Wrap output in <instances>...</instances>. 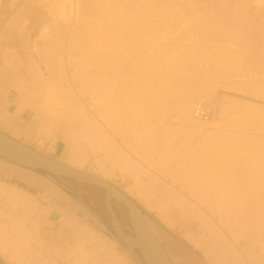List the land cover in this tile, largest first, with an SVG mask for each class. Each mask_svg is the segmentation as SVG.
<instances>
[{
  "label": "bare ground",
  "instance_id": "6f19581e",
  "mask_svg": "<svg viewBox=\"0 0 264 264\" xmlns=\"http://www.w3.org/2000/svg\"><path fill=\"white\" fill-rule=\"evenodd\" d=\"M132 0H130V2H131ZM135 1V0H134ZM154 1H156V0H153V2H152V0H151V2H150V0L149 1H147V2H145V0H144V2L143 3H145V6H144V4L142 3V1H140L139 0V2H141L140 4H143V7H141V6H139V5H137V6H139V7H137L136 5V7L135 6H133L132 4H129L130 2H128V0H127V2H128V4H127V2L125 1V0H68V1H66L63 5H62V7H61V9H60V11H61V15H60V17L62 18V20H66V18L64 19V16L65 17H67V21H68V23H67V28L66 27H64L63 26V29H61L62 31H64L63 33V35L62 34H59V36H61V41L59 42V37L57 38V43L59 42L60 44L55 48V50H53L54 48H53V43L51 42V41H53L56 37H54V39L53 40H51L50 41V39H49V41H48V39L47 38H50V36H52V34L53 35H56L55 33H54V31H53V33H52V29H51V25H45L43 28H42V30L40 31L41 32V34L37 37V39L36 40H34L35 42H37V44H36V47L37 48H39L38 50H36V53H37V51H39L40 49L43 51V55H44V57H46L45 59H47V56L49 55V56H51L52 55V53H57V55H58V52H60L59 54H60V58L58 57L57 59H59V60H57L58 62H55V63H53V60H52V63L50 62V64H48L47 66H46V70H47V72H48V75L46 76V78H44V76H43V74L40 72V70H39V72L38 73H35L34 74V72L32 71V75L31 76H34L35 75V80L36 79H38L39 80V85L43 88L42 89V91L40 90V92H38L35 88H32V89H30L31 88V85H30V88H28L27 86V79H29V77H30V75L26 78V80H24V82L22 83V86L21 87H19L17 90H18V95H19V97H20V99H21V102H22V104H24V106H26V107H32V106H35L36 105V107H38V110H39V112H41L42 113V116L44 115V116H46V119H43V117L41 118L40 116L34 121V123L36 122V124L35 125H37L38 123L40 124L41 123V121H43V120H45V121H48V125H49V127H48V129H47V132H49L50 134H55V137L53 138V140H52V143H54L55 141H57V142H59L60 143V145H65V149L67 148L68 150H70L69 152H70V159H69V161H70V163L68 164L69 166H71V167H74V168H76V169H79V170H82L83 169V167H84V165L88 162V160L89 159H93V164L95 165V172H98L99 174H101L102 175V177H112V176H115L114 175V173H113V170H114V168H106L107 166H106V164L103 162L104 160H105V162L107 161V162H114L115 164V166L116 167H120V169L121 170H125V171H128V173L130 172L132 175H133V177H132V175L129 173V175H131V177L135 180V185L133 186V187H131L133 190H135L136 191V193H138V197H140L139 199H137V200H141L144 204H145V207H147L148 208V210H150V211H152V212H155L156 214H157V216L159 217V218H161V220H163V221H165L167 224H169V226L168 227H170L171 226V224H174L175 222H174V219H172V217H171V215L173 214H171V213H169L170 211H172L173 209L172 208H177V209H179L178 208V206H180V207H183V206H187V202H186V200L184 199V198H182L181 197V195H179L178 193L177 194H175L173 191H171L170 189L171 188H167L168 190V192H165L164 193V190L166 191V189L164 188V186H161V184H163L162 182H159L160 180H158V183H156L157 181V178H156V180H155V183H151V184H148V186L147 185H145V184H143V181L141 180V178L139 179L138 178V176H139V174H141V173H137V168L134 166V163L132 162L133 160L131 159L132 157H129L130 155L128 154H126L125 152H124V150L119 146V144L118 145H115L116 144V142H114V141H112V140H109V138H108V136H106L105 134L107 133L105 130V132H103V134L106 136V140H105V138H103V139H99L98 137H97V133H96V135H95V133H94V135H93V133H92V136H91V138H90V136H88V134L89 135H91V128L89 129V127L92 125L93 127H96V128H98L99 130H101L102 131V129L104 128V129H107V120L104 118V116L103 115H107L108 114V116H109V114L110 113H115L116 111H117V105H124L126 102H128V100L130 99V94L131 93H133V92H137L138 94L137 95H139V93H140V95L142 96V97H139V98H137L136 100V103H137V107H139V106H141V107H143L144 108V110H145V112L147 113L148 111H149V108H150V106H151V104L152 103H154L152 106H154L155 105V102L153 101V100H151V95H152V99H153V95H155V96H157V98H156V100H158V101H160V98L161 99H164V98H162V96H166L167 95V97L168 98H166L167 100L170 98V96H171V98H173L175 95H173V94H171V93H176V90H174L176 87H174V86H176L177 84L179 85L180 84V81L178 80V76L180 77L181 75H183V76H181V78H183V79H185V74H187V76H191V79L189 80V79H186V82H187V84H186V82L184 83L183 81L184 80H182L181 78V81L183 82V85L184 84H186V85H188L187 87H191V88H187L186 90L184 89V87L182 86L181 87V85H182V82H181V84H180V87H181V89H180V87L177 85V87L179 88V89H177V90H179V91H177V95L174 97V98H176L178 95H183L184 94V92H187V95H186V93L183 95V96H189L190 98H188V97H186V99L187 100H190L189 102H187L184 98L185 97H181V95L179 96L180 98H183V99H179V102H181L182 100V103L183 102H185V104H187V105H185L184 106V104L183 105H181L180 103H177L176 102V100H175V102L177 103V105L179 106H177L176 105V107H178V108H176L175 106H174V108L172 107V109L174 110H176L177 112H178V117H180L179 119H181V118H186V117H189L190 116V110H191V108H192V106H193V101L195 100V99H198V100H203V99H206L207 97H208V91H206L207 89H208V86H209V84H208V86H207V89L205 90V88H204V86L203 85H205V84H203V82L204 81H214L216 84H219L221 81H223V78L224 79H226L225 77L227 76H232V78H239V79H241V82H239L238 83V81H236L235 82V80H234V84H231V87H232V89L233 90H235V89H237V90H239V89H241V88H245L246 90H244L245 92L244 93H246V95L248 94V95H251V96H254V97H257V98H259L260 99V97L261 98H264V80H262L261 81V79L260 78H262V79H264V72H261V70H260V72H258V73H262V77H261V75H260V78H257V77H259V76H257V73H256V71L254 70L255 68H257V66H261V68H264V50H262V49H264V47H262L261 45H264V42H262L261 43V41L259 40H257V38H264V36H259L258 34L260 33V32H250V34L252 33V34H256L255 36L254 35H252V36H254V37H252V36H249V31H252V30H254V28L253 27H255V25H254V23H252L251 24V20L249 19V16L248 15H250V14H248L247 15V13L249 12V10H251V7H250V4H247V5H249V7H247V9H248V12L245 10L246 8L244 7H242V6H247L246 4H244L245 2H247V3H250V2H248L249 0H243V1H245V2H242L243 4L242 5H240L239 6V8H236V10H234V5H233V7L232 6H230L231 4H232V2H231V4H230V2L228 1V4H229V7H227V3L225 2V5H223V3L222 2H217L218 3V5H217V3L216 2H212L211 3V5L213 4L214 6H212V11H210V7L211 6H209V11H210V13L209 12H207L206 10H205V7H204V4L206 3L205 2V0H204V4H203V6L201 5V7H203L202 9L204 10V11H206L207 13H203V12H200V13H203L202 15H204V16H202V15H199L200 16V18L202 19V18H205V19H207L208 18V20H207V22H206V20L204 21V24L202 23V21L204 20V19H202V21H200V22H197V21H199L200 20V18H196V17H194L195 19H197L196 21H194V19H192L193 17H191L192 16V13L193 12H195V11H197L198 13H193L194 14V16L197 14H199V11L198 10H200V6H198L197 7V5L195 4L196 2H198V0H196V2L194 3V5H193V2H190V4H192V7L191 8H196V9H198V10H195V8H194V10H193V12L191 11V8L190 7H188V6H190V5H188L187 6V8H183L184 6H186V4L183 6V3L186 1V2H188V0H183L184 2L181 4L180 3V0H178V2H179V4H181L182 5V7L181 6H179V5H177L178 4V2H175V4H174V0H172V1H168V3H171V5L172 4H174L176 7L178 6V7H181L182 9H180V10H178L176 7L175 8H173V6L174 5H172V8H173V10L175 9L176 11H175V13L176 14H178V12L180 11L181 12V10L183 11V10H185L183 13L186 15H188V14H190V18L192 19V21H194V22H192V24H191V22L189 21V15L187 16L186 15V24H188V21L190 22L188 25L190 26V27H187V25L186 26H184V24H182L183 22L181 21V20H184L183 18H185L184 16V14L181 12V15H182V17L183 18H178V19H181L180 21H181V23H179V20L177 21L175 18H177L178 16L176 15V16H174V15H172V13L171 12H173V10L171 11V9L172 8H170L169 7V12L171 13V15H170V13H168V10H166V7H165V9H162V8H164V6H165V4L164 3H166V5H167V2H162L161 0H159L160 1V3L162 2L163 4H164V6H160L161 7V11H163L162 13L164 14L162 17H166V14H169L167 17H171V19L170 20H172V18L174 19L173 21H172V24L174 23V21H176L174 24H176V25H178V27L177 26H170L171 27V29L173 30V28H174V30H173V34H172V30L170 29V27H169V30H171L170 32L171 33H167V29H168V26H167V29H166V31H164V27L166 28V24H167V22H165L166 24L164 25V27H163V29H161L162 28V24L163 23H161V21L163 22L164 21V19L163 20H161L162 19V17H161V21H160V24H161V27H157V25L159 26V24L157 23V22H155V21H158L157 19H158V17H156L155 15L156 14H158V13H160L161 11H159L158 13H157V11L159 10V9H157L156 7V5L154 4ZM176 1V0H175ZM182 1V0H181ZM203 1V0H202ZM201 1V2H202ZM215 1V0H214ZM223 1V0H222ZM226 1V0H225ZM252 1V0H251ZM255 1V0H254ZM258 1V0H257ZM136 2H138V1H136ZM135 2V3H136ZM148 2H150V4L148 3ZM199 2H200V0H199ZM148 3V4H147ZM151 3H153L155 6H153V7H155L156 8V10L157 11H155L154 12V15H148L147 14V11L150 9L149 7H150V5H151ZM156 4H157V1L155 2ZM159 3V4H160ZM161 3V4H162ZM203 3V2H202ZM215 3H216V5H215ZM220 3H222V5L223 6H221L220 5ZM134 4V3H133ZM138 4V3H137ZM152 4V5H153ZM162 4V5H163ZM227 4V5H226ZM253 4V3H252ZM146 5H149L148 6V10L146 9ZM196 5V6H195ZM206 5V4H205ZM210 5V4H209ZM167 6H170V5H167ZM194 6V7H193ZM216 6V8H214ZM237 6V5H236ZM152 7V6H151ZM152 7V8H153ZM200 7V8H199ZM206 7H207V9H208V6L206 5ZM226 7V8H225ZM138 8H140V9H138ZM142 8H143V10L145 9L146 10V12H144V13H142V15H140L139 14V16L136 14V12H138V10L139 11H142ZM168 8V7H167ZM188 8H190V10L188 9ZM230 8H233L232 10H230ZM253 8V7H252ZM138 9V10H137ZM202 9H201V11H202ZM239 9H243V11L245 12V13H240L239 14V12H238V14H237V11H239ZM154 10V9H153ZM178 10V11H177ZM231 11H235V13H232ZM254 11V10H253ZM149 12L151 13V12H153L152 10L150 11L149 10ZM148 12V13H149ZM255 12V11H254ZM140 13V12H139ZM156 13V14H155ZM205 14H211V16H213V18L211 17V18H209L208 16H205ZM252 14V13H251ZM159 15V14H158ZM160 15H162V14H160ZM184 15V16H183ZM236 15L237 16H239V17H236ZM257 15V14H256ZM155 16V17H154ZM174 16V17H173ZM199 16H197V17H199ZM202 16V17H201ZM215 16H217L218 18H220V17H224V18H226L227 20L229 19V20H231L233 23V25L231 24L230 25V22H229V20H228V22L227 21H225V19L223 20V18H222V20H223V22L225 21V22H227V26L229 25V26H231V27H227L226 25H225V23H224V25H223V23H222V25H220L219 23H221V22H217V20L216 19H214L215 18ZM251 17H253V16H251ZM152 18H157V19H155V21L152 19ZM149 19H152L151 21L153 22V23H155V26H154V24L153 23H151V21L149 20ZM210 19H214L215 20V23H214V20H210ZM249 19V20H248ZM252 19V18H251ZM166 20H168L167 18H166ZM219 20V19H218ZM221 19H220V21H222ZM254 20V19H253ZM56 22L57 21H59V19H56L55 20ZM158 21V22H159ZM169 21V20H168ZM240 21H243V22H240ZM246 21V22H245ZM248 21H250L249 23L251 24H249L248 23ZM50 22V21H49ZM48 22V23H49ZM55 22V23H56ZM171 21H169V23H170ZM209 22H212V24L214 23L215 25L212 27V29H213V31H215L216 33H214V37H221V36H218V34L219 35H222V34H220V32H224L225 30L227 31H225L226 33H224L225 35H222V36H226L227 34H228V32H229V34L228 35H230V37H231V40H229L230 39V37H229V39H228V36H226V38H223L222 40L224 41V39L226 40V42L224 41V43H220L222 40H220V38L218 39V38H216V44H217V46H216V44L213 42L212 43V45L211 46H214V48H212L211 50H213L214 49V51L215 50H217V51H215V53H214V51H211L209 48V54H207V47H209L208 46V43L206 44V42L205 41H203L202 40V38H203V34H206V31L208 30L207 28H205V27H207V24H209ZM238 23L239 25H242V23H244V25L245 24H247L248 23V25H245L246 27H243L244 25H242V27L240 26H237L236 25V23ZM252 22H255V21H252ZM58 23V22H57ZM168 23V24H169ZM180 25H179V24ZM200 24V25H202L203 27L202 28H204V29H207L206 31H204V29L202 30V28H201V26H198V25H196V24ZM229 23V24H228ZM235 23V24H234ZM173 24V25H174ZM182 24V25H181ZM194 24H195V26L197 27V30L199 31V29L201 30V31H204V32H202V35H201V31L198 33L199 34V37H198V35H197V33L195 32L196 30H194V28L196 29V27L194 26ZM206 24V25H205ZM61 25H63V23L61 24ZM153 25V26H152ZM169 25H171V24H169ZM193 25V26H192ZM204 25H205V27H204ZM218 26L219 27V25H220V28L218 29V27H217V29H215L216 27L215 26ZM250 25V26H249ZM180 26H182V30L184 31H181V27ZM183 26H184V28L186 29V32H185V30H184V28H183ZM194 27V28H192V27ZM209 27V29L210 30H208L207 32H209V33H213V31L211 30V27H210V24L208 25ZM222 26H226V28L224 29ZM249 28H248V27ZM251 26H253L252 28H251ZM257 26V25H256ZM262 26H264V25H262ZM59 27V26H58ZM155 28V27H157L159 30H160V32H162V31H164L163 32V34H161V33H159L158 31H157V29H156V33L157 34H159L158 35V37L159 36H164V37H160V38H157V35L154 33L153 34V32H152V35H154L153 37L151 36V30L152 31H154L155 32V30H153V28ZM177 27V28H176ZM215 27V28H214ZM221 27H222V29H221ZM57 28V27H56ZM256 28V27H255ZM258 28V27H257ZM58 29V28H57ZM57 29H55V30H57ZM65 29V30H64ZM175 29L177 30V32H178V34L180 35V36H178L177 35V33H176V31H175ZM179 29H180V31L181 32H183V33H185L184 34V36L186 37V39L187 40H189V39H191L192 38V40H196L197 39V37L200 39L201 38V36H202V38H201V40L200 41H198L199 39H197L196 41H194L195 43L198 41L199 43L198 44H201V45H199L200 47H198V46H196L197 45V43L194 45V42L192 43V40L190 41L189 40V42L191 43V44H188V43H186V39L184 40V39H181V38H185V37H183V36H181V35H183V33H181L180 31H179ZM188 29H191V30H194V32L196 33V34H193L194 32L192 31V36L193 37H190V33L191 32H187V30ZM252 29V30H251ZM60 30V31H61ZM162 30V31H161ZM57 31H59V30H57ZM59 31V32H60ZM174 31H175V33H176V35H177V37H178V39H177V37L175 36V33H174ZM212 31V32H211ZM256 31V30H255ZM58 32V33H59ZM169 32V31H168ZM150 33V34H149ZM165 33V34H164ZM166 33H167V36H169V34H171L172 36H170V38H167L165 35H166ZM231 33V34H230ZM161 34V35H160ZM189 36H188V35ZM216 34V35H215ZM155 35H156V38H155ZM194 35H196L195 37H194ZM259 37H258V36ZM57 36V35H56ZM151 36V37H150ZM175 36V37H174ZM206 37L207 36H209V34L208 35H205ZM210 36H213L212 34H210ZM141 37H143V38H141ZM172 37V38H171ZM180 37V38H179ZM204 37V40L205 39H209V37ZM214 37H211V38H214ZM256 37V40L254 39V41H253V39L251 40V38H255ZM53 38V37H52ZM194 38V39H193ZM210 38V39H211ZM140 39H143V40H140ZM180 39V40H179ZM215 39V38H214ZM229 40V42H228V40ZM183 40V41H182ZM213 40V39H212ZM217 40H219L218 42H217ZM262 41H264V39H261ZM184 41H185V44H183L184 43ZM222 41V42H223ZM259 43H258V42ZM48 42H51V44L50 43H48ZM183 42V43H182ZM203 42V43H202ZM205 42V43H204ZM208 42H210V41H208ZM212 42V41H211ZM33 43V44H34ZM54 43H56V41H54ZM35 44H34V46H35ZM207 45V47H206V45ZM215 44V45H214ZM218 44H221V45H218ZM261 44V45H260ZM55 45V44H54ZM205 45V46H204ZM49 46H50V48H49ZM60 46V47H59ZM228 46H231L232 47V49L234 48V49H236V52L237 53H239V57H238V54H237V56H235L236 54H234V53H232V51L234 50H231V54H232V58H230L231 56H228V58H227V55L226 54H228V55H231L230 53H228L226 50V54L224 55V49H226ZM200 48V49H198V48ZM51 48H53V49H51ZM196 48L198 49V50H196ZM202 48H206L205 50V54H206V56L208 55V57H206L205 56V54L204 55H200L198 52L200 51H203V53H204V49H202ZM211 48V47H210ZM242 48V49H241ZM262 48V49H261ZM51 49V50H50ZM223 49V50H222ZM227 49H229V47L227 48ZM237 49H241V50H239V51H237ZM35 50V49H34ZM221 50V51H220ZM244 50V51H243ZM256 50V51H255ZM211 51V52H210ZM219 51L221 52V54H219ZM235 51V50H234ZM11 52V51H10ZM23 52V51H22ZM254 52H256V53H254ZM14 53V52H13ZM196 53H197V55H199V56H201L202 57V59L199 57V56H196ZM40 54H41V52H40ZM202 54V53H201ZM211 54H214V57L211 55ZM234 54V55H233ZM241 54V55H240ZM244 54V56L242 57V55ZM247 56H246V55ZM56 55V56H57ZM216 55V56H215ZM217 55H218V58H217ZM220 55H222L223 57L225 56L226 57V59H225V57H224V59H223V57H222V59H220L221 58V56ZM10 56V55H9ZM12 56H14L13 57V59L15 58V55H12ZM12 56H11V58H12ZM42 56V55H41ZM53 56H55V55H53ZM212 58V59H215L214 61H215V64H214V61L212 62V59H209L210 57ZM5 57V56H4ZM43 57V58H44ZM198 57L201 59V60H203L204 62H206L205 64H210L211 62V64H210V66L208 65H206V66H204L203 67V65H205V64H203L201 61H199V59H198ZM203 58H205V59H207V60H205V59H203ZM3 59H5V58H3ZM16 59V58H15ZM209 59V60H208ZM220 59V60H219ZM229 59V61H227ZM9 60H12V59H9ZM41 60V59H40ZM56 60V59H55ZM54 60V61H55ZM210 60H211V62H210ZM222 60H225V61H222ZM43 61H46V60H43ZM48 61H50V60H48ZM217 61V62H216ZM227 61V62H226ZM231 61V62H230ZM9 62V61H8ZM7 62V63H8ZM15 62H17L16 60H15ZM220 63V65H223V64H221V63H223L224 62V67L222 68V66H220V65H218L219 63ZM225 62L226 63H228L229 65L231 64V67H230V70L227 68L226 69V67L228 66V64H227V66H225ZM10 63V62H9ZM12 63V62H11ZM10 63V64H11ZM200 63H202L201 65H200ZM13 64V63H12ZM12 64H11V67H12ZM7 65V64H6ZM55 65V66H54ZM180 66V67H178V66ZM212 65H214V66H212ZM215 65H216V67H215ZM8 66H10V65H8ZM21 66V65H20ZM54 66V67H53ZM176 66L178 67V68H176ZM201 66H202V68H201ZM217 66H220V67H218L217 68ZM36 67H38V66H36ZM58 69V73H61L60 75L61 76H63L64 77V79L62 80V79H60V80H62V83L63 84H60L59 86H58V84L55 82V84H52V77H53V75H54V73H55V76H56V71H54V69L55 70H57L56 68ZM210 67V71L208 70V68ZM211 67H213V68H211ZM180 68V69H179ZM204 68V69H203ZM218 70H217V69ZM260 68V69H261ZM14 69H15V67H14ZM68 69H71V74L69 73V75H68V72H67V70ZM178 69V72L176 71ZM182 69V70H181ZM212 69V70H211ZM216 69V70H215ZM16 70V69H15ZM180 70H181V72H180ZM207 70V71H206ZM220 70V71H219ZM224 70V72H221V71H223ZM262 71H264V70H262ZM36 74H38V75H36ZM189 74V75H188ZM54 76V78H56ZM66 76H68L69 78H70V81H69V83L72 85V86H77V87H79L77 90H76V94H78V97L79 96H82L83 95V97H81V98H85V96H86V101H90L91 103H92V106L91 107H89V110H90V115H94L97 119L95 120V119H93V117H92V119H91V116L90 115H88L87 114V116H89V117H85V119L84 120H86V118L87 119H89L90 120V122L89 123H86V121H83V124H81L82 126H84V123H86V125L87 124H89V127H88V125H87V128L89 129H87V128H85L86 130L85 131H83L84 129L83 128H81V130L79 129L80 127H78V130H80V131H83V132H85V133H88L89 131H90V133H88L87 134V136L89 137V139H88V137L86 138L84 135H85V133H83V132H80L81 134H80V136H78V138H77V136L74 138L73 137V139H71L70 138V135H72L73 134V128H72V122H71V120H70V117H72L73 115L75 116V117H77L76 115V112H79V114L81 113V117H83L84 118V116L86 115V112H88V111H86L85 112V106L82 104L81 105V103L79 102V104H80V107L78 106L79 104H78V99H76V98H78L77 96H76V94L75 93H72V90L68 87V88H66L65 89V87H64V85L65 84H67V82H68V80L65 78ZM177 76V77H176ZM257 76V77H256ZM21 77V76H20ZM60 77V76H59ZM58 77V78H59ZM53 78V79H54ZM174 78H177V80L176 79H174ZM187 78V77H186ZM227 79H230L231 80V77L230 78H227ZM38 80H36V81H38ZM55 80V79H54ZM66 80V81H65ZM189 80V81H188ZM229 80V81H230ZM211 81L209 82V83H211ZM33 82H35V81H33ZM57 82H58V80H57ZM61 82V81H60ZM228 82V81H227ZM231 82H233V81H230V83ZM69 83H68V85H69ZM202 84V87H200V88H197V87H199L198 85H201ZM222 83V82H221ZM34 84H36V82L34 83ZM38 84V83H37ZM57 84V85H56ZM222 84H224V83H222ZM221 84V85H222ZM227 84V86L228 85H230V84H228V83H225V85ZM67 85V86H68ZM166 85H172L171 86V88L172 89H166L165 90V86ZM186 85H184V86H186ZM211 85H213V84H211ZM220 85V84H219ZM218 85V86H219ZM225 85H223V86H225ZM34 86H36V85H34ZM33 85H32V87H34ZM39 86V87H40ZM52 86L54 87L53 89L54 90H56L57 89V91L55 92L53 89H52ZM70 86V85H69ZM164 88V90H163V88ZM226 86V87H227ZM157 87H158V89H160V88H162V90H158L157 89ZM173 87H174V89H173ZM211 87V86H210ZM214 87H215V85H214ZM217 87V86H216ZM231 87H228V88H230L231 89ZM59 88H63V92H62V90H60L59 91ZM154 88H156L157 90H158V92L157 91H155V89ZM166 88H167V86H166ZM182 88L184 89V90H182ZM186 88V87H185ZM204 88V89H203ZM224 88V87H223ZM36 90L35 91V93L33 92V90ZM41 89V88H40ZM193 90L194 91V94L192 93L193 91H190L191 92V94H190V92H189V94H188V91L189 90ZM196 89L198 90L199 89V91L200 90H202V91H200V92H197L196 91ZM210 89V88H209ZM212 89V88H211ZM215 89H218V88H215ZM225 89V88H224ZM51 90H53V91H51ZM64 90H66L67 91V93L68 94H66V95H63V96H65L66 98H68L67 100H65V99H60V97L62 96H58V95H60V94H65V91ZM75 90V89H74ZM154 90V91H153ZM172 90H174V91H172ZM214 90V89H213ZM242 90V92H243V89H241ZM241 90H239V91H241ZM182 91V92H181ZM210 91V90H209ZM38 92V93H37ZM60 94H59V93ZM142 92V93H141ZM145 93V95H143L144 93ZM153 92H155V93H153ZM179 92H180V94H179ZM166 93V94H165ZM171 95H170V94ZM196 93V94H195ZM210 93V92H209ZM41 94H43V96L41 95ZM75 94V95H74ZM82 94V95H81ZM136 93H134V95H135ZM158 94V95H157ZM162 96H161V95ZM164 94V95H163ZM169 94V95H168ZM211 94V93H210ZM209 94V95H210ZM161 97H160V96ZM192 97H191V96ZM144 96V97H143ZM159 96V97H158ZM211 96V95H210ZM64 97V98H65ZM137 97V96H136ZM85 99H82V102H84V104L85 103H87V102H85L84 100ZM139 99V100H138ZM155 99V98H154ZM165 99V100H166ZM178 99V98H177ZM197 100V101H198ZM133 101H135V100H133ZM153 101V102H152ZM169 102L168 103H170V100H168ZM161 102H163V100H161L160 101V103ZM195 102V101H194ZM91 103H89V104H91ZM133 103V102H132ZM132 103H130V104H132ZM135 103V102H134ZM133 103V104H134ZM164 103H166V102H164ZM173 103V101H171V104ZM198 103H200V102H198ZM17 104V103H16ZM159 104V103H158ZM171 104H168L167 106L169 107V105L171 106ZM180 104V105H179ZM156 105H157V103H156ZM195 103H194V107H195ZM126 106V105H125ZM134 106H136V105H134ZM59 107H62V110H60L59 109ZM123 107V106H122ZM162 107V105L160 106V108ZM194 107H193V109H194ZM70 108L71 109H73L72 111L75 113H68L69 111L68 110H70ZM164 108H166V107H164ZM9 109V108H8ZM76 111H75V110ZM86 109H88V108H86ZM158 109V108H157ZM163 109V108H162ZM161 109V110H162ZM169 109V108H168ZM168 109H167V112H168ZM10 110V109H9ZM133 110H135V109H133ZM137 110V109H136ZM136 110H135V112H134V114H136L137 112H136ZM222 110V109H221ZM234 110V109H233ZM1 111V110H0ZM11 111V110H10ZM171 111V110H170ZM125 112H127V111H125ZM139 112V111H138ZM142 113H143V111H141ZM166 112V113H167ZM3 113V112H2ZM121 114H122V112H120ZM153 113V112H152ZM219 113H221V112H219ZM8 114V113H7ZM124 114V113H123ZM127 114V113H126ZM155 113H153L152 115H154ZM114 115V114H113ZM133 115V114H132ZM141 115V114H140ZM142 115H144V114H142ZM189 115V116H188ZM3 116V114L1 115V117ZM4 116H6V114H4ZM80 116V115H79ZM102 116V117H101ZM112 116V115H111ZM129 116V115H128ZM127 116V117H128ZM134 116V115H133ZM135 116H137V115H135ZM134 116V117H135ZM139 116V115H138ZM144 116H150V115H148V114H146V115H144ZM155 116V115H154ZM156 116H158L157 114H156ZM160 116V115H159ZM158 116V117H159ZM220 116H222V115H220ZM0 117V118H1ZM102 118V120H100L101 118ZM118 117H119V115H118ZM153 117V116H152ZM163 117V116H162ZM162 117H160V118H162ZM193 117V110H192V113H191V118ZM4 117H2L0 120L1 121H3L2 119H3ZM73 118V117H72ZM78 118V120H79V117H77ZM83 118H80L81 120L83 119ZM100 118V119H99ZM112 117H110V118H108V119H111ZM116 118V117H115ZM184 118V119H185ZM228 118V117H227ZM113 119V118H112ZM112 119H111V121H112ZM130 119V118H129ZM143 119V118H142ZM150 119V118H149ZM189 119V118H188ZM194 121H198L197 122V126L199 125L198 123L200 122V125L203 123H207V122H209V120L208 121H206V122H202V121H200V120H197V119H195L194 117L192 118ZM76 121V122H78L79 124L80 123H82V121L81 122H79V121ZM89 120H87V121H89ZM116 120H118V118L116 119ZM124 120H126V119H124ZM146 120H148V119H146ZM155 120V119H154ZM193 120H181V121H183V125H185V127L186 128H191L192 126H193V124H194V121ZM119 122H120V120H118ZM128 120H126V121H124V122H127ZM163 121V120H162ZM226 121V120H225ZM61 122L63 123V124H61ZM74 122V121H73ZM135 121H132L131 123H129V124H132V123H134ZM138 122H140L139 121V119H138ZM137 122V124H136V128H137V125L139 126V127H141V125H143L142 126V128H146V127H148V128H146V129H144V132H143V129H142V131H141V128L138 130V132L139 133H141V132H143V133H141V134H145L146 132H149V130H150V128L152 127V125L149 123V121H148V123L145 121V123L146 124H142L141 123V125H139V123ZM142 122V121H141ZM144 122V121H143ZM154 122V121H153ZM160 122V121H159ZM179 122H180V120H179ZM212 122H214V121H212ZM78 123H76V125L78 124ZM111 123V129L110 128H108V129H110V131L112 130H114L115 128H116V126H112V124L114 123V120H113V122H110ZM123 123V122H122ZM79 124H78V126H79ZM91 124V125H90ZM120 124V123H119ZM147 124H149V125H151V127H149V125H147ZM158 124V123H157ZM195 124H196V122H195ZM194 124V125H195ZM202 124V126H209V125H203ZM209 124V123H208ZM213 124V123H212ZM226 124V123H225ZM225 124H223V125H225ZM232 124V123H231ZM80 125V126H81ZM116 125H118V124H116ZM126 125V124H125ZM134 125V124H133ZM132 125V126H133ZM168 125V124H167ZM200 125L198 126L200 129H201V127H200ZM220 125H222V123L220 124ZM232 125H234L235 126V128L236 127H238L237 125H235V122H234V124H232ZM74 126H75V124H74ZM81 126V127H82ZM119 126V125H118ZM118 126H117V128H118ZM123 126V125H122ZM146 126V127H145ZM154 126H156V125H154ZM159 126H161V123H160V125ZM158 126V127H159ZM164 127H165V125H163ZM196 126V125H195ZM213 126H214V124H213ZM229 127H230V125H228ZM227 126V127H228ZM234 126H233V129H235L234 128ZM10 127V126H9ZM25 127V126H24ZM85 127V126H84ZM108 127H109V125H108ZM112 127H113V129H112ZM125 127V126H124ZM126 127H127V125H126ZM131 127V126H130ZM129 126L127 127V129H128V131H129V128H130ZM157 126H156V128H158ZM161 128V127H159V129H157L156 130V128L154 127V129L157 131V132H159L160 134H163L162 136L159 134V133H156V131H153V132H155V133H153L152 132V130H154L153 128H151L152 130H151V133L150 134H155V135H153V137H149L148 135V137L146 136L145 138H143V136H141V134L139 135V137H140V143H142V141L145 139V140H148V138H149V142L148 143H150V141H152V138L153 139H156L154 136H156V137H158L157 139V141L159 142V140H160V138L162 137V139H161V141H164V142H166L165 140H163V139H166V140H169V138H168V136H172V135H169L170 133L172 134V133H175V132H171L170 131V133H168V130H166V132H167V134L166 133H164V130L163 129H166V128ZM183 127V126H182ZM184 127V128H185ZM221 127V126H220ZM75 128H76V126H75ZM116 128V129H117ZM136 128H135V130H136ZM161 128V129H160ZM170 128H171V126H170ZM185 128V129H186ZM194 128V127H193ZM193 128H191V129H193ZM208 128V127H207ZM232 128V127H231ZM246 128V127H245ZM94 129V128H93ZM115 129V130H116ZM123 129V128H122ZM195 129V128H194ZM193 129V130H194ZM198 128L196 127V131H199V130H197ZM211 129V128H210ZM222 128H220V130H221ZM224 129V128H223ZM240 129V128H239ZM32 130V129H31ZM76 130V129H75ZM88 130V131H87ZM136 130V131H137ZM146 130H148V131H146ZM161 130H162V132H161ZM193 130L192 131H187V132H193ZM202 130V129H201ZM218 130V129H217ZM246 130V129H245ZM250 130H251V126H250ZM249 130V131H250ZM29 131V130H28ZM97 131V130H96ZM95 131V132H96ZM109 130H108V132H110ZM117 132H118V129L116 130ZM121 131V130H120ZM132 131L133 130H131V132H129V133H131L132 134ZM195 131V130H194ZM231 131V130H230ZM248 131V132H249ZM78 132V131H77ZM78 132V133H79ZM94 132V131H93ZM124 132H125V130H124ZM186 132V131H185ZM207 132V131H206ZM236 132V131H235ZM257 132V131H256ZM99 133V132H98ZM177 133V132H176ZM194 133V132H193ZM195 133H197V132H195ZM194 133V134H195ZM200 133H201V131H200ZM199 133V134H200ZM210 133V132H209ZM215 134H216V132H214ZM214 133H213V135H214ZM219 133V132H218ZM217 133V134H218ZM227 133V132H226ZM231 133V132H230ZM228 134V135H226V136H222L223 137V141L224 142H222V141H220L218 138L217 139H213L214 137H216V136H214V137H210V138H208V139H210V142L213 144V146L215 145H217V144H219V146L218 147H220V145H221V147H223L224 146V148H225V145H227L226 147H228V145L231 143H229V144H226V141L227 142H229V139H227L226 137H230V140L231 141H235L237 138L239 139V137L240 136H232L231 134ZM252 133V132H251ZM254 133V132H253ZM262 133H264V132H262ZM27 134V133H26ZM25 134V135H26ZM102 134V135H103ZM115 134H118V133H115ZM119 134H120V132H119ZM122 134H123V131H122ZM125 134V133H124ZM137 134V133H136ZM146 134H148V133H146ZM145 134V135H146ZM149 134V135H150ZM183 134V133H182ZM185 134V133H184ZM183 134V135H184ZM198 134V135H199ZM222 134H224V133H222ZM236 134H238V133H236ZM76 135V134H75ZM109 135V134H108ZM129 135V134H128ZM144 135V136H145ZM160 135V136H159ZM175 135V134H174ZM190 135V134H189ZM241 135V134H240ZM28 136V135H27ZM53 136V135H52ZM72 136H74V134L72 135ZM96 136V137H95ZM104 136V137H105ZM119 136H122V135H119ZM137 137H135V139L137 138H139L138 137V135H136ZM181 136V135H180ZM203 136H204V133H203ZM202 136V137H203ZM212 136V135H211ZM219 136V135H218ZM26 137V136H25ZM126 137V136H125ZM124 137V138H125ZM160 137V138H159ZM193 137H195V136H193ZM196 137H197V134H196ZM206 137V136H205ZM232 137H235V139L234 140H232L233 138ZM249 137V136H248ZM254 137V136H253ZM120 138V137H119ZM142 138V139H141ZM168 138V139H167ZM171 138H173V137H171ZM204 138V137H203ZM206 138V139H207ZM232 138V139H231ZM75 139V140H74ZM122 139V138H121ZM174 139V138H173ZM188 139V138H187ZM196 139V138H195ZM194 139V140H195ZM201 139V138H200ZM227 139V140H226ZM241 139H243L242 141H241ZM247 140V137L246 138H241L240 137V140H236L235 141V144L237 145L236 147L238 148L239 147V145L238 144H243V143H241V142H244V140ZM250 139V140H249ZM248 140L249 141H252V140H254V138H252V140H251V136H250V138H249ZM261 139H264V137H261ZM261 139L259 140V141H261ZM103 140V141H102ZM124 140V139H123ZM126 140V139H125ZM142 140V141H141ZM144 140V141H145ZM172 140V139H171ZM179 140L181 141V138H179ZM178 140V141H179ZM193 140V139H192ZM191 140V141H192ZM213 140H216L215 142L217 143H215ZM218 140H219V142H218ZM246 140H245V142H246ZM247 140V141H248ZM100 141H102V143L100 142ZM137 142H139V139L138 140H136ZM156 141V142H157ZM160 141V142H161ZM174 141H175V139H174ZM174 141H170L171 143H173ZM186 141V140H185ZM190 141V142H191ZM199 141V140H198ZM209 141V140H208ZM213 141V142H212ZM240 142V143H238V142ZM257 142V138H256V142L257 143H259V145H262V146H260L261 147V149H264V144H260V142ZM131 142V141H130ZM129 142V143H130ZM157 142V143H158ZM159 142V143H160ZM182 142V141H181ZM194 142V141H193ZM220 142H222V144H220ZM237 142V143H236ZM244 142V143H245ZM100 143L101 144H103L102 146L100 145ZM121 143H123V142H121ZM128 143V142H127ZM132 144H127L126 146H134L133 148V150L134 151H132V153L133 154H138V149H137V146H139V145H137L136 146V142L135 143H133V142H131ZM139 143V144H140ZM144 143V142H143ZM153 143H154V141H153ZM177 143V142H176ZM200 143V142H199ZM215 143V144H214ZM224 143H225V145H224ZM261 143H264V140H262V142ZM138 144V143H137ZM145 144H146V141H145ZM145 144H140V145H142V146H149L148 144L147 145H145ZM155 144V143H154ZM167 144V143H166ZM168 144H170V143H168ZM173 144H175V143H173ZM178 144V143H177ZM182 144H184V143H181V145ZM187 144V143H186ZM191 144V143H190ZM234 144V143H233ZM233 144L231 145V146H233ZM250 145H252V142H250L249 143ZM248 144V145H249ZM123 145V144H122ZM158 145H160V144H158ZM163 145V144H162ZM162 145L159 147V146H157L156 147V149L158 148H162ZM165 145V144H164ZM176 145V144H175ZM175 145H171L170 144V146H172L173 148H170V147H168L167 145H166V147H165V149H164V160L165 159H167L168 161H170V160H172L173 159V161H174V159L175 158H173L177 153V149H179V148H177V146L175 147ZM199 145V144H198ZM247 145V144H246ZM258 145V146H259ZM99 146H101V147H99ZM142 146H141V148H142ZM152 146H154L153 144H152ZM180 146V145H179ZM185 146V145H184ZM183 146V147H184ZM190 146V145H189ZM206 146H208V145H206ZM210 146H212V145H210ZM210 146H209V148H210ZM230 145H229V149H234L233 147H231ZM241 146H244V144L243 145H241ZM124 147V146H123ZM149 147H151V145L149 146ZM147 148V150L146 151H150V148ZM186 147V146H185ZM195 147V146H194ZM217 147V148H218ZM152 148V147H151ZM170 148V149H169ZM177 148V149H176ZM186 148H189V147H186ZM204 148V147H203ZM203 148L201 149L202 151H203ZM207 148V147H206ZM217 148H214L213 147V150L214 149H217ZM234 149V150H238V149ZM124 149H125V147H124ZM139 149H140V147H139ZM157 149V151H156V153H159L158 150ZM221 149V148H220ZM228 149V148H227ZM226 148H225V150H227ZM228 149V150H229ZM260 149V150H261ZM142 150V149H141ZM141 150H139L140 152H142V153H139V154H143V153H145V151H143V150H145V149H143L142 151ZM152 150L154 151V149L152 148ZM160 150H162V149H160ZM180 150V149H179ZM199 150V149H198ZM206 150V149H205ZM224 150V151H225ZM207 151V150H206ZM217 151H219V150H217ZM186 152V151H185ZM205 152V151H204ZM211 152V151H210ZM100 153L103 155V157H100L99 155H100ZM151 153V152H150ZM154 153V152H153ZM176 153V154H175ZM203 153V152H202ZM146 154V153H145ZM152 154V153H151ZM178 154H179V151H178ZM213 154H215V153H213ZM239 154V153H238ZM67 155H69V153H67ZM212 155V154H211ZM224 155V154H223ZM233 155H235L236 157L238 156L237 155V153L236 154H233ZM141 156V155H140ZM143 156V155H142ZM148 156H150V155H148L147 154V158H148ZM163 156V155H162ZM191 156V155H190ZM201 156V155H200ZM227 156V158H225ZM239 156H241V155H239ZM238 156V157H239ZM66 157V156H65ZM145 157V156H144ZM156 157V156H155ZM194 157V156H193ZM222 157V156H221ZM220 157V158H221ZM225 157H223L224 158V160L223 161H226L225 159H228V155H225ZM231 157V156H230ZM233 158H236V157H234V156H232ZM231 157V158H232ZM236 158V160H238L239 158ZM242 157V156H241ZM240 157V159L242 160V158ZM151 157H149V159H150ZM201 158V157H200ZM215 158V157H214ZM218 158V157H217ZM230 158V159H231ZM232 158V159H233ZM143 159H146V158H143ZM201 159H203V158H201ZM200 159V160H201ZM209 159V158H208ZM230 159H228V161H231V163H232V160H230ZM239 159V160H240ZM54 160V159H53ZM166 160V161H167ZM207 160V159H206ZM217 160V159H216ZM234 160V159H233ZM147 161V160H146ZM185 161V160H184ZM204 161V160H203ZM209 160H207V162H208ZM221 161V160H220ZM178 162H179V160H178ZM186 162H187V160H186ZM185 162V163H186ZM189 162V161H188ZM191 162H193V161H191ZM199 162V161H198ZM197 162V163H198ZM206 162V161H205ZM111 163V164H112ZM163 163H164V161H163ZM174 163H175V165H174ZM176 163H177V159H176V162L174 161L173 163H170V164H172V165H174L176 168H178V164L176 165ZM190 163V162H189ZM189 163H186V164H189ZM194 163V162H193ZM234 163H235V161H234ZM167 164V163H166ZM166 164H165V167H166ZM170 164H168V165H170ZM185 164V165H186ZM196 164V163H195ZM194 164V165H195ZM17 165L18 166H20L18 163H17ZM113 165V164H112ZM112 165H111V167H112ZM162 165V164H161ZM183 165V164H182ZM191 165V164H190ZM190 165H188L189 166V168H191V167H193V166H190ZM201 165V164H200ZM200 165H198V169L200 168ZM204 165V167H205V164H203ZM208 164L206 163V166H207ZM211 164H209L207 167H209ZM174 166H172L173 168H174ZM21 167H23V166H21ZM114 167V166H113ZM169 167H171V165L169 166ZM171 167V168H172ZM186 167V166H185ZM195 167H196V165H195ZM211 167V166H210ZM209 167V168H210ZM25 168V167H24ZM170 168V169H171ZM27 169V168H26ZM175 169V168H174ZM173 169V170H174ZM179 169V168H178ZM198 169H196V170H198ZM31 170V169H30ZM136 170V171H135ZM140 170V169H139ZM176 170V169H175ZM173 171V172H177V170L176 171ZM185 170V169H184ZM196 170L194 171V170H192V171H190V172H196ZM32 172H35V171H33V170H31ZM141 171H143L144 173L146 172V176H147V171H144V170H141ZM159 171H162V170H160L159 169ZM169 171V173L172 171H170V170H168ZM179 171V170H178ZM200 171V170H199ZM203 171V170H202ZM216 171V170H215ZM86 172V171H85ZM138 172H140V171H138ZM186 172V171H185ZM206 172V171H205ZM207 172H208V170H207ZM210 172V171H209ZM208 172V173H209ZM212 172V171H211ZM36 173V172H35ZM165 173V175H166V177L167 176H169L170 174L167 172H164ZM164 173L162 174V175H164ZM178 173V172H177ZM215 173V172H214ZM214 173H212L213 175H214ZM217 173V172H216ZM220 172L218 171V174H219ZM127 174V173H126ZM143 174V173H142ZM160 174V173H159ZM169 174V175H168ZM173 174V173H172ZM170 175V177L172 176V178L173 177H175V176H173V175ZM176 174V173H175ZM182 174H185V173H182V171H181V174L180 173H178V174H176V176H180V177H184L185 176V179H183L184 180V182L186 181V179H189V178H187V176L188 175H182ZM196 174V173H195ZM195 174H191L192 176L193 175H195ZM199 174V173H198ZM211 174V173H210ZM210 174H209V176H210ZM211 174V175H212ZM222 174V173H221ZM220 174V175H221ZM158 175V174H157ZM164 175V176H165ZM96 176V175H95ZM145 176V177H146ZM179 176H178V178L177 177H175V178H177V179H175V180H179ZM229 176V175H228ZM100 177V176H99ZM101 177V178H102ZM149 179H152V180H150V181H148V182H152L153 181V178L154 177H156V176H153L152 177V174L149 176H147ZM188 177H190V176H188ZM197 177V176H196ZM131 178V179H132ZM147 178V179H148ZM171 178V179H172ZM193 178V177H192ZM195 178V177H194ZM225 178V177H224ZM230 178V177H229ZM148 179V180H149ZM170 179V180H171ZM181 178H180V180H182ZM197 179V178H196ZM199 179V178H198ZM197 179V180H198ZM212 179V182H213V178H211ZM210 179V180H211ZM220 179H221V177H220ZM245 179V178H244ZM251 179V178H250ZM56 180L58 181V183L60 184V185H62V187H64L65 189H67V190H69V191H71V193L74 195V197H76V199H79V200H82V203L86 206V208L89 210V211H92V212H94V213H96V214H98V215H100L103 219H104V221L106 222V224L110 227V228H112V232H114L115 234H116V236L120 239V240H122L124 243H127L128 245H129V247H130V249L131 250H133L136 254H137V256H138V258H139V261L142 263V264H150V257H151V253H150V250H149V248L147 247V245H146V243L144 242V240H143V238L141 237V235L136 231V228H135V226H134V224L128 219V217L125 215V213L123 212V210H121L115 203H113L110 199H108L105 195H101V194H99V197L96 199V197H94V196H96L95 194H88V193H86V191H84V190H78V189H76V188H74V187H70V185H65V183L66 182H64V181H61V180H58L57 178H56ZM204 180H206V179H204ZM204 180H201V181H204ZM215 180V179H214ZM222 180V179H221ZM221 180H217V182H219L220 184L222 183L221 182ZM233 180V179H232ZM232 180H230V181H232ZM189 181H192L193 182V180H190L189 179ZM194 181L196 182V180L194 179ZM238 181V180H237ZM236 181V182H237ZM243 181H245V180H243ZM248 181V180H247ZM175 182H177V181H175ZM199 182V181H198ZM209 182V181H208ZM211 182V181H210ZM215 182V181H214ZM216 182V183H217ZM241 181L239 180V184H240V187H242V189H243V186H244V188L246 189V187L247 188H249L250 186L253 188H256V187H258L257 185H259V184H254V186L251 184V185H249V187H248V184L246 183V182H242V184L240 183ZM110 183V182H109ZM161 183V184H160ZM190 183V182H189ZM199 183H201V182H199ZM219 183H218V185L216 186H214L213 187V189H211V188H207V189H211V190H207L208 192H206V191H204V192H199V190H196V189H194V190H196V191H198L199 192V195H198V193H196L195 192V194H196V197H193V195L195 196V194H193V192L191 191V189H193V188H195V187H193V186H195V184L196 183H194V185H192V183L191 184H188V186L191 188V189H189V188H187V190L189 189V192L191 191L192 192V194H191V198L192 199H194V198H197L198 196H200V199L201 198H203L202 200H199L198 202H202V201H204V200H206V198L204 199V195H205V197L206 196H210L209 195V191H212V193L214 192L215 193V191L217 190V192L216 193H219V191L218 190H220V188H219V186L220 187H222L223 185L221 184V185H219ZM233 182H230V184H232ZM235 183V182H234ZM245 183H246V185L247 186H245ZM153 184V185H152ZM184 184V183H183ZM182 184V185H183ZM187 184V183H186ZM204 184V183H203ZM203 184H200V185H202V186H200V187H203ZM206 184V183H205ZM208 184H210V183H208ZM238 182H237V184H234V185H231V186H236L237 185V187H238ZM149 185H151L150 187H149ZM191 185H192V187H191ZM198 184H196V186H197ZM213 185V184H212ZM145 186H147V187H145ZM166 186V185H165ZM188 186H186V187H188ZM211 186V185H210ZM209 186V187H210ZM227 186H229V185H227ZM256 186V187H255ZM185 187V186H184ZM207 187V186H206ZM212 187V186H211ZM233 187V188H234ZM240 187H238L239 188V190L241 189ZM117 188V187H116ZM131 188H129V189H131ZM180 188H181V190L183 189V187L182 186H180ZM197 188H199V187H197ZM215 188V189H214ZM232 188V189H233ZM236 188V187H235ZM237 188V189H238ZM253 188V189H254ZM261 188V187H260ZM131 189V190H132ZM202 189V188H201ZM222 189V188H221ZM227 189H228V187H227ZM237 189H235V190H237ZM241 189V190H242ZM244 189V190H245ZM262 189H264V187H262ZM262 189H260L261 190V192L260 193H262V192H264V190H262ZM0 190H1V188H0ZM130 190V191H131ZM173 190V189H172ZM185 190V188L182 190V192ZM203 190V189H202ZM231 190V189H230ZM240 190V191H241ZM248 190V189H247ZM247 190L245 191V193H247ZM256 190V189H255ZM255 190H253V194H254V196H258V192H257V190L255 191ZM259 190V191H260ZM226 191V190H225ZM232 191V190H231ZM238 191V190H237ZM243 191V190H242ZM249 191H252V189L250 188L249 189ZM249 191H248V194L250 195V196H253L252 194H250L249 193ZM172 194V196H169L170 195V193ZM190 192V193H191ZM244 192V191H243ZM257 192V195H255V193ZM2 193V192H1ZM130 193V192H129ZM163 193L165 194V196H163ZM167 193H169V195L167 194ZM189 193V194H190ZM201 193V194H200ZM208 193V194H207ZM211 193V192H210ZM213 193V197H211L210 196V203L212 204L214 201L212 200V198H214L215 199V197H214V195H217L216 193L214 194ZM223 193V192H222ZM221 193V190H220V194H222ZM233 193V192H232ZM238 193V192H237ZM240 194H238L239 196L242 194L241 192H239ZM245 193H243L241 196L243 197V196H247L248 197V195L247 194H245ZM202 194H204V195H202ZM207 194V195H206ZM226 194V193H225ZM235 194V193H234ZM245 194V195H244ZM3 195V194H2ZM170 198L168 201H170V203L168 202V201H165V198L167 197V196ZM198 195V196H197ZM202 195V196H201ZM230 195V194H229ZM262 195H264V193H262ZM262 195H260L259 194V196L260 197H262ZM82 196L85 198V199H82ZM131 196H134V195H132L131 194ZM218 198H220V196H222L221 198H220V202L218 201V198L216 197V199H215V201H218L220 204H221V202H222V204L220 205V206H218V205H216L215 203L216 202H214V204L215 205H211L212 206V208H213V206H215V208H213L214 209V211L215 210H217V208H218V214H220L219 213V207H220V209L222 210V211H224L223 213H230V210L231 209H229V211H228V209H226V210H224L222 207H224V206H226V205H224V202H226V197H227V200H230V199H228V198H230V197H228L227 195L226 196H223V194L222 195H219L218 194ZM231 196V195H230ZM237 196V195H236ZM241 196H240V198H241ZM246 196H245V198H246ZM249 196V197H250ZM167 197V198H168ZM224 197V198H223ZM237 198H238V196H237ZM10 199V198H9ZM87 199H90V202H87ZM199 198H197V200H198ZM84 200V201H83ZM195 200V199H194ZM245 200V199H244ZM261 200H262V198H261ZM12 201H15V203H18L17 201L18 200H12ZM165 201V202H164ZM207 201V202H206ZM205 202H203V203H206V205H210V203L208 202L209 200H206ZM213 201V202H212ZM231 201V200H230ZM239 201V198H238V200H237V202ZM241 202H238V203H242V198H241V200H240ZM168 202V203H167ZM228 202V201H227ZM237 202H235L236 204H237ZM171 204L172 206V208L170 209V208H167L166 206H165V204ZM218 203V204H219ZM230 203V202H229ZM227 204L228 206H230V204ZM248 202L246 201V204H244L243 203V205L244 206H248V205H250V202L247 204ZM253 203V204H252ZM82 204V205H83ZM189 204V203H188ZM202 204V203H201ZM231 204H234L233 202H231ZM235 204V205H236ZM251 204H252V209H253V207H254V209H256L257 210V207H258V210H259V206L261 205V204H264V203H261L260 202V204H258V206L257 207H255L256 206V203L254 204V202H251ZM138 205V204H137ZM191 204H189V206H190ZM203 205H205V204H203ZM202 205V206H203ZM206 205H205V207H206ZM222 205H224V206H222ZM254 205V206H253ZM24 207H25V204L23 205ZM30 205H28V207H29ZM195 206V205H194ZM216 206H218L217 208H216ZM232 207H234L233 205H231ZM231 206H230V208H231ZM246 206V207H247ZM23 207V208H24ZM27 207V208H28ZM208 207V206H207ZM250 207V208H251ZM26 208V209H27ZM34 208V207H33ZM184 208V207H183ZM189 208H191V207H189ZM193 208V207H192ZM210 208V207H209ZM227 208H229V207H227ZM248 208H249V206H248ZM260 208H262V205H261V207ZM187 209V208H186ZM208 209V208H207ZM211 209V208H210ZM209 209V210H210ZM213 209H211V211H210V214L212 215V213H214V211L212 212V210ZM252 209H250V210H248V211H250L249 213H250V215H252L251 214V210ZM184 210H185V208H184ZM220 210V211H221ZM255 210V211H256ZM258 210H257V212H255V213H259L258 212ZM262 210H264V209H262ZM33 211V210H32ZM188 211V210H187ZM190 211H192V210H190ZM198 210H197V208H196V212H197ZM221 211V212H222ZM228 211V212H227ZM247 211V212H248ZM186 212V211H185ZM196 212L194 213V211H193V214L195 215L196 214ZM202 212V211H201ZM212 212V213H211ZM216 212V211H215ZM246 212V213H247ZM260 212H262V211H260ZM222 213V214H223ZM249 213H248V216H246V215H240V217H242L243 216V218L244 217H247V220L248 219H251V220H253L252 219V217L253 218H255V214L253 213V215L252 216H250L249 215ZM29 214V213H28ZM191 213H189V215H190ZM199 214V218L198 219H200L201 221V223L199 222V224L198 225H200L201 227H203L204 229H202L200 226H199V228H201L202 230H205V227H207V225L210 223V221L208 222V224H206V221H208V219H206L205 218V216L203 215H201L200 213H199V211L197 212V214L196 215H198ZM262 214V213H261ZM194 215H192L191 217H193ZM195 215V217H193V219L195 218V219H197V217L198 216H196ZM26 216H28V215H26ZM30 216V215H29ZM258 216H260V217H262L261 215H258ZM2 217H4V218H2L3 220H1V222L2 221H4V219L5 220H7V219H9L10 218V221H12L13 219L15 220V218H13V219H11V217H9V218H5L6 216H2ZM207 218L209 217V216H206ZM249 217V218H248ZM256 217H257V215H256ZM260 217H258V218H260ZM24 218H26V217H24ZM242 218V219H243ZM21 219H23V218H21ZM28 219V218H27ZM197 219V220H198ZM245 219V218H244ZM256 219V218H255ZM261 219H264V218H261ZM19 219H17V221L16 222H18L19 223V226H21V227H23V224H20V220L18 221ZM196 220V221H197ZM209 220H210V218H209ZM251 220H248V223H246L247 221H245V223L247 224V226H246V224L245 223H243L242 225H244V227H248V224H249V226H250V224L251 223H253ZM257 220V219H256ZM259 220V219H258ZM8 221V220H7ZM251 221V222H250ZM21 222H24L25 223V221H24V219L23 220H21ZM147 222V221H146ZM164 222V223H165ZM171 222V223H170ZM224 222H227V221H225L224 220ZM258 222V221H257ZM261 222V220H259V222L258 223H260ZM8 223H9V221H8ZM13 223V224H12ZM11 224L12 225H14L15 227H18L17 225H18V223H17V225L14 223V222H12ZM232 224H234L233 222H231ZM257 223V224H258ZM3 224V223H2ZM238 223H235V228L237 227V226H239V225H237ZM213 225V224H212ZM215 225V224H214ZM237 225V226H236ZM256 225V224H255ZM259 225V224H258ZM261 225H262V223H261ZM3 226V225H2ZM1 226V227H2ZM14 226H11V227H14ZM210 228L212 227H214V226H211L210 224L208 225ZM7 227V226H6ZM9 227V226H8ZM11 227H9L8 229H11L10 231H12L13 229V233L11 232L10 234H13V235H11V238H12V236H14V235H18L20 232H23L20 228H11ZM181 227V226H180ZM259 227V226H258ZM209 228V229H210ZM211 228V229H212ZM3 229V230H2ZM1 230L2 231H0V232H4V234H6L5 233V228H2ZM17 229H20L21 231H15V230H17ZM24 229V228H23ZM84 229V228H83ZM182 229V228H181ZM207 229V228H206ZM210 229V230H211ZM238 229V228H237ZM257 229V228H256ZM235 230V229H234ZM261 230H264V229H262L261 228ZM9 231V230H8ZM7 231V232H8ZM15 231V232H14ZM24 231H26L25 229H24ZM88 231V230H87ZM230 231H231V227H230ZM237 231V230H236ZM19 232V233H18ZM207 232V231H206ZM222 232V231H221ZM249 232V231H248ZM90 233V232H89ZM185 233H187V234H189L188 232H185ZM184 233V235H186L187 237H188V235L187 234H185ZM209 233H211L210 235L211 236H208V238L210 237V241L211 242H213V243H211V245L212 244H214V245H212V246H210V248L208 249V248H204L203 246V248H204V252H203V254H204V257L206 258V260L208 261V262H210V263H217V264H246V262H244L245 260L243 259L242 260V258H244V257H242L241 258V254H238V253H236V251L233 249V248H231V247H229L231 244H230V242L229 241H225V238H227V236H228V238H229V235H226V237L225 236H223V234L222 233H220V231H218V230H215V227H214V230H211V231H209ZM232 233V232H231ZM233 233H235V232H233ZM232 233V234H233ZM236 233H238V232H236ZM255 233V232H254ZM8 234V233H7ZM22 235H23V233H21ZM21 234H19V236L21 235ZM26 234H28V233H25L24 232V235L22 236V237H24V239L26 240V238H30L29 240H31V237H30V235L28 234V236L29 237H27L26 236ZM231 234V235H232ZM239 234V233H238ZM14 236V238L11 240V238L9 239L8 238V240L10 241V242H8L7 241V239H5L6 241H4L5 242V244L6 245H8V243H11V245L12 246H14V248L13 249H11V250H9V251H11V253L9 252V255L8 256H11V254H14L15 253V250H16V253L15 254H19V252H20V250H18V248H19V246L20 245H22V243L20 244V241H22V239L21 238H18V236ZM190 235H191V233H190ZM200 235V234H199ZM201 235H203V233L201 234ZM209 235V234H208ZM230 235V236H231ZM233 235H235V234H233ZM233 235L231 236V237H233ZM2 236H4V235H2L1 234V238H0V242H2L1 241V239H2ZM20 236V237H21ZM26 236V237H25ZM186 236H184V237H186ZM235 236H237V235H235ZM193 237V236H192ZM191 236H190V238L188 237L187 239H189V241H191L190 239L192 238ZM207 237V236H206ZM212 237H213V239H212ZM230 237V238H231ZM6 238V237H5ZM87 238V237H86ZM200 238V237H199ZM205 238V237H204ZM235 238V237H234ZM3 239H4V237H3ZM20 239V240H19ZM24 239H23V241H24ZM202 239H203V237H202ZM202 239H200L201 241H206L205 239L204 240H202ZM228 240V239H227ZM195 241V240H194ZM194 241H191L192 242V246H194V244H193V242ZM200 241V242H201ZM3 242V243H4ZM6 242H8V243H6ZM25 242H27V245H26V247L28 246V242L30 243V242H32V241H25ZM197 243H195V245H197V247L199 248V244H200V242H198V241H196ZM206 242H208V241H206ZM227 242H229L228 244H227ZM199 243V244H198ZM262 243H264V242H262ZM5 244H3V245H1V243H0V248L2 249V247L5 245ZM230 244V245H229ZM236 244H238V243H235V245ZM10 244H9V247L10 248H12V246H11ZM37 245V244H36ZM5 247V246H4ZM4 247H3V249H4ZM9 247H8V249H9ZM29 247V246H28ZM27 247V248H28ZM195 247V246H194ZM196 247V248H197ZM202 247H200V248H202ZM260 250H261V252H264V245H261L260 244ZM7 248V247H6ZM16 248V249H15ZM31 248V247H30ZM202 248V249H203ZM0 249V251H2ZM29 249V248H28ZM32 249V248H31ZM30 249V250H31ZM5 250V249H4ZM14 250V253H12V251ZM17 251H19V252H17ZM31 251H33V250H31ZM241 251V250H240ZM5 252V251H4ZM26 252H30L29 250H26ZM6 253V252H5ZM35 253H37V252H35ZM34 252H32V254H35ZM39 254H41L40 252H39ZM39 254H36V255H39ZM28 255V254H27ZM34 256V255H32L33 257L32 258H35V257H37V256ZM240 255V256H239ZM13 256V255H12ZM29 256H30V254H29ZM42 256V255H41ZM41 256H39V257H41ZM259 256H261V254L259 255ZM17 257V256H16ZM21 257V260L23 259L22 258V256H20ZM256 257V256H255ZM255 257H253V258H255ZM11 257H9L8 259H10ZM13 258V260L15 259H17L16 261H17V263L16 264H20V262H19V259L20 258H15V257H12ZM12 258L10 259V260H12ZM258 259H256V261H255V264H264V258H259V257H257ZM40 259V258H39ZM28 260V259H27ZM37 260V259H36ZM44 260V259H43ZM214 260V261H213ZM16 261H14V262H16ZM24 261V260H23ZM42 261V260H41ZM40 261V262H41ZM43 262V261H42ZM45 262V261H44ZM49 262V261H48ZM249 262V261H248ZM22 263V262H21ZM254 264V260L251 262V264ZM23 264V263H22ZM44 264V263H43ZM50 264V263H49ZM248 264V263H247Z\"/></svg>",
  "mask_w": 264,
  "mask_h": 264
},
{
  "label": "rangeland",
  "instance_id": "374dc122",
  "mask_svg": "<svg viewBox=\"0 0 264 264\" xmlns=\"http://www.w3.org/2000/svg\"><path fill=\"white\" fill-rule=\"evenodd\" d=\"M34 2L35 1H37V3H35V5L36 6H38V7H42L43 9H44V11L47 13V15L49 16V18L51 19V20H49L46 24L48 25H51V29H52V33H53V31H54V33L57 35H53L52 34V36H50V38H47L48 39V41H49V39H50V41L51 40H53L54 39V37H56L53 41H51L53 44V48H51V49H53V50H55V48L60 44L59 42L62 40L61 39V36H59V34H64L63 32L64 31H62L61 29H63V26L64 27H66L67 26V23H68V21H67V17H65L64 16V19L66 18V20L64 21V20H62V18L60 17V13H61V11H60V9H61V7H62V5L66 2V1H68V0H33ZM126 2H127V0H125ZM136 1H138V2H136ZM140 1H142V3L144 2V0H140ZM147 1H149V0H145V2H147ZM157 1V4L155 3ZM156 1H154V4L157 6H155L153 3H151V5H150V9L148 8V6L149 5H146L147 7H146V9L148 8L150 11L152 10L153 12H149V10L147 11V14L148 15H154V12L155 11H157L156 10V8L157 9H159L158 11H157V13L159 12V11H161L162 9H165V7H166V10H168V13H170L169 12V7L170 8H172V5H174L175 4V2H178V0H174V4H172L171 5V3L173 2L172 0H170V1H172L171 3H168V1L169 0H161L162 2H167V5H170V6H167L166 5V3H164L165 4V6H164V4L162 5L161 3H160V1L159 0H156ZM194 1V2H193ZM202 0H200V2H199V0H198V2H196V0H188V2H184L183 0L181 1L180 0V3L182 2H184L183 3V6L186 4V6H184L183 8H187V6L188 5H190V6H188V7H192V4H190V2H193V5H194V3L197 5V7L198 6H200L201 7V5L203 6V4H204V0L201 2ZM222 2L223 3V5H225V2L228 4V1L230 2V4H231V2H232V4L230 5V6H232L233 7V5H234V10H236V8H239V6L240 5H242L243 3L242 2H245V1H243V0H205V4L208 6V9H207V7H206V5L204 4V7H205V10L207 11V12H209L210 13V11H212V6H214L213 4L211 5V3L212 2ZM247 1V0H246ZM128 2H130V0H128ZM128 2H127V4H128ZM136 2V3H135ZM150 2H151V0H150ZM150 2H148L149 4H150ZM152 2H153V0H152ZM248 2H250V3H247V2H245L244 4H250V7H251V10H249V12H248V9L250 8L249 7V5H247V6H242L243 8L245 7L246 9V11L248 12L247 13V15L248 14H250V15H248L249 16V19L251 20V24L252 23H254V25H255V27H253V26H251V28L253 27L254 28V30H252V31H249V36H252V35H254V34H250V32H260L258 35L259 36H264V26H262V25H264V0H249ZM134 3V4H133ZM138 3V4H137ZM141 2H139V0H132L129 4H132L133 6H137V5H139ZM147 3V4H148ZM160 3V4H159ZM181 3V4H182ZM216 3H215V5H216ZM222 3H220V5L221 6H223L222 5ZM253 3V4H252ZM144 4V6H145V3H143ZM143 4H140L139 6H141V7H143ZM153 4V5H152ZM177 4V3H176ZM175 4V5H176ZM181 4H179V2H178V4L177 5H179V6H181L182 7V5ZM210 4V5H209ZM226 4V5H227ZM173 6V8H175L176 6ZM195 5V6H196ZM217 5H218V3H217ZM237 5V6H236ZM135 6V7H136ZM139 6H137V7H139ZM153 6H155V7H152ZM160 6H164V8H162L161 9V7ZM209 6H211L210 7V11H209ZM168 7V8H167ZM178 7V6H177ZM176 7V8H177ZM181 7H178L177 9L178 10H180V9H182ZM194 7V6H193ZM199 7V8H200ZM227 7H229V4L227 5ZM236 7V8H235ZM247 7H249L248 9H247ZM253 7V8H252ZM144 8V7H143ZM143 8H142V11H139L138 9H140V8H138L137 10H138V12H136V14L139 16V14L140 15H142V13H144V12H146V10L144 11L143 10ZM173 8L171 9V11L173 10ZM190 8H188L189 10H190ZM195 8V7H194ZM194 8H191V11L193 12V10H194ZM203 7H201L200 8V10H198V9H196L195 8V10H198L199 11V14L197 15H195L194 16V14L193 13H198L197 11H195V12H193L192 13V16L191 17H193L192 19H194V21H196L198 18H200V16L199 15H202L204 12L205 13H207L206 11H204L203 9H202ZM214 8H216V6L214 7ZM226 8V7H225ZM233 8H230V10H232ZM154 9V10H153ZM161 9V10H160ZM193 9V10H192ZM201 9H202V11H201ZM177 10V11H178ZM255 12H254V11ZM144 11V12H143ZM175 9L173 10V12H171L172 13V15H174V16H178L177 18H175L177 21L179 20V23H181V21L183 22L182 24H184L189 18H190V14H186L189 18L186 20V15L183 13L185 10H181V12L185 15H183L185 18H183L182 17V15H181V12L179 11L178 12V14H176L175 13ZM243 11V9L241 10V9H239V11H237V14H238V12H239V14L241 13ZM140 12V13H139ZM142 12V13H141ZM149 12V13H148ZM163 11H161L160 13H158V14H156L155 16L156 17H158V19L157 18H155V19H157L158 21L161 19V17L164 15L163 13H162ZM200 12H203V13H200ZM232 13H235V11L233 12V11H231ZM171 13H170V15H171ZM174 13V14H173ZM242 13H245L244 11L242 12ZM252 13V14H251ZM160 14H162V15H160ZM257 14V15H256ZM169 14H166V17H162V19L161 20H163L164 18V21L162 22L161 20V23H163L162 25V28L161 29H163V27H164V25L166 24L165 22H167V24H166V28L164 27V31H166V29H167V26H168V29H167V33H171L170 31L172 30L171 29V27L173 26H177L178 27V25H176V24H174L176 21H174V25L172 24V21L174 20L173 18H172V20H170L171 19V17H167ZM154 16V17H155ZM161 16V17H160ZM173 16V17H174ZM197 16H199V17H197ZM202 16H204V15H202ZM201 16V17H202ZM205 16H208L209 18H213V16H211V14H205ZM251 16H253V17H251ZM183 18L184 20H181V19H178V18ZM194 17H196L197 19H195ZM236 17H239V16H237L236 15ZM166 18L169 20V21H171L170 23H169V21L168 20H166ZM170 18V19H169ZM222 18H223V20L225 19V21H227L228 22V20L226 19V18H224V17H220V18H218L217 16H215V18L214 19H216L217 20V22L219 23V22H221V23H219L220 25H222V23H223V25H224V23H225V25L227 24V22H223V20H222ZM252 18V19H251ZM56 19H59V21H55ZM154 21H155V19L154 18H152ZM152 19H149L150 21L152 20ZM192 19L190 18L189 19V21L191 22L192 21ZM202 19H204L203 21H202ZM200 18V20L199 21H197V22H200V21H202V23L204 24V21L206 20V22H207V20H208V18L207 19H205V18ZM214 19H210V20H214ZM219 19V20H218ZM220 19L222 20V21H220ZM248 19V20H249ZM254 19V20H253ZM152 20V21H153ZM181 20V21H180ZM186 20V21H185ZM151 21V23H153ZM158 21H155V22H157L158 24H159V26L157 25V27H161V24H160V21L158 22ZM188 21V24L190 23ZM194 21H192V22H194ZM209 21V20H208ZM231 20H229V22H230ZM252 21H255V22H252ZM56 22V23H55ZM192 22H191V24H192ZM240 22H243V21H240ZM246 22V21H245ZM250 21H248V23H249ZM63 23V25H61ZM171 24V25H169V24ZM178 23V24H179ZM201 23V22H200ZM208 23V22H207ZM214 23H215V20H214ZM212 24V22H209V24H210V27H211V30L213 31V29H212V27L215 25V24ZM233 22L231 21L230 22V25L232 24ZM236 23V22H235ZM234 23V24H235ZM239 23V22H238ZM238 23H236V25L237 26H241L242 27V25H244V23H242V25H239ZM248 23L247 24H245V25H248ZM45 24V25H46ZM154 24V26H155V23H153ZM181 24V25H182ZM188 24H184V26H186L187 25V27H190ZM196 24V23H195ZM195 24H194V26H195ZM209 24H207V27H205V25H204V27L205 28H207L208 30H210L208 27V25ZM229 24V23H228ZM250 24V23H249ZM250 24V25H251ZM45 25H43V27L45 26ZM66 25V26H65ZM180 25V24H179ZM196 25H198V26H201V28L203 27L202 25H200L199 23L198 24H196ZM220 25H219V27L216 25L214 28L215 29H217V27H218V29L220 28ZM233 25V24H232ZM243 26V27H246V26ZM249 25V26H250ZM257 25V26H256ZM59 26V27H58ZM153 26V25H152ZM171 26V27H170ZM184 26H183V28H184ZM193 26V25H192ZM191 26V27H192ZM227 26V25H226ZM226 26H222L224 29L226 28ZM42 27V28H43ZM58 29H57V28ZM157 27H155V28H153V30H155V32L154 31H152L151 30V36L153 37L154 35H152V32H153V34L155 33L156 35H157V38H160V37H164V36H159L158 37V35L159 34H157L156 33V29H157V31L159 32V33H161V34H163V32L164 31H162V32H160V30L157 28ZM169 27H170V29L171 30H169ZM176 27V28H177ZM181 28V31H183L182 30V26H180ZM196 27V26H195ZM222 27H221V29H222ZM227 27H231V26H227ZM248 27V26H247ZM258 27V28H257ZM42 28H41V30H42ZM61 28V29H60ZM67 28V27H66ZM175 28V27H174ZM174 28H173V30H174ZM186 28V27H185ZM184 28V30H185V32H186V29ZM192 28H194V27H192ZM249 28V27H248ZM55 29H57V30H61L60 32L59 31H57V30H55ZM180 29H179V31H180ZM204 28H202V30H203ZM207 29H204V31H206ZM40 30V31H41ZM65 30V29H64ZM173 30H172V34H173ZM178 30V29H177ZM177 30L175 29V31H176V33H177V35L178 36H180L179 34H178V32H177ZM190 30V31H189ZM194 30H196L195 32L197 33H199L201 30L199 29V31L197 30V27H196V29L194 28ZM194 30H191V29H188L187 30V32L189 31V32H191L190 34V37H193L192 36V31L194 32ZM207 30V31H208ZM256 30V31H255ZM169 31V32H168ZM175 31H174V33H175ZM180 31V32H181ZM204 31H201L200 33H201V35H202V32H204ZM206 31V34H203L204 36H203V38H202V36H201V38H202V40L203 41H205L206 42V44L208 43V46L211 44L212 45V43L214 42L215 44H216V38H220V40H222L223 38H226V36H228V39H229V37H230V35H228L229 34V32H228V34L226 35V36H222V35H225L224 33H226L225 31L224 32H220V34H222V35H219L218 34V36H221V37H214V33H216L215 31H213V33H209V32H207ZM211 31V32H212ZM59 32V33H58ZM184 32V31H183ZM183 32H181V33H183ZM188 32V33H189ZM193 33V34H196V33ZM167 33H166V37L167 38H170V36H172L171 34H169V36H167ZM176 33H175V36L177 37V35H176ZM197 33V35H198V37H199V34ZM205 33V32H204ZM41 34V32H39V34L36 36V39H37V37L39 36ZM150 34V33H149ZM160 34V35H161ZM165 34V33H164ZM184 34L185 33H183V35H181V36H183V37H185L184 36ZM209 34V36H207V37H209V39H205L204 40V37H206L205 35H208ZM210 34H212L213 36H210ZM231 34V33H230ZM257 34V33H256ZM255 34V35H256ZM156 35H155V38H156ZM186 35V34H185ZM188 35V34H187ZM216 35V34H215ZM254 35V36H255ZM257 35V36H258ZM150 36V37H151ZM174 36V37H175ZM189 36V35H188ZM196 35H194V37H195ZM254 36H252V37H254ZM258 36V37H259ZM53 37V38H52ZM59 37V38H58ZM173 37V36H172ZM171 37V38H172ZM197 37V39H199ZM206 37V38H207ZM211 37H214V38H211ZM223 37V38H222ZM57 38L59 39V42L57 43ZM141 38H143V37H141ZM180 38V37H179ZM201 38L198 40V41H200L201 40ZM211 38V39H210ZM35 39V40H36ZM61 39V40H60ZM144 39V38H143ZM143 39H140V40H143ZM177 39H178V37H177ZM181 39H186V37L185 38H181ZM188 39V38H187ZM186 39V40H187ZM194 39V38H193ZM196 39V40H197ZM213 39V40H212ZM227 39V40H228ZM253 39V41H254V39L256 40V37L255 38H251V40ZM260 40L261 41V43L262 42H264V41H262L261 39H264V38H257V40ZM145 40V39H144ZM180 40V39H179ZM190 41L192 40V38L191 39H189ZM189 40H187L186 41V43H188L189 42ZM196 40H192V43L194 42V41H196ZM229 40H231V37H230V39ZM229 40H228V42H229ZM258 40V41H259ZM54 41H56V43H54ZM183 41V40H182ZM196 42L197 43V45L196 46H198V47H200L199 45H201V44H198L199 42ZM208 41H210V42H208ZM212 41V42H211ZM219 40H217V42H218ZM223 41V40H222ZM220 42V43H224V41L226 42V40L224 39V41L223 42ZM257 41V42H258ZM35 42V41H34ZM38 42V41H37ZM37 42H35L36 44H37ZM51 42H48V43H50L51 44ZM204 42V43H205ZM34 43V44H35ZM183 43V42H182ZM195 42H194V45L196 44ZM203 43V42H202ZM210 43V44H209ZM230 43V42H229ZM259 43V42H258ZM36 44H35V46H34V49L35 50H33V58H34V60H35V63H36V65H35V70L33 71L34 72V74L35 73H38L39 72V70H40V72L43 74V76H44V78H46V76L48 75V72H47V70H46V66L48 65V64H50V62L52 63V60H53V63H55V62H58L57 60H59V59H57L58 57L60 58V52H58V55H57V53L55 52V53H52V55L51 56H47V59H45L46 57H44V55H43V51L40 49L39 51H37V53H36V50H38L39 48H37L36 47ZM55 44V45H54ZM183 44H185V41H184V43ZM188 44H191L190 42L188 43ZM205 44V45H206ZM214 44V45H215ZM204 45V46H205ZM209 46V47H207V45H206V47H207V49L209 48L210 50L212 49V48H214V46ZM218 45H221V44H218ZM261 45V44H260ZM56 46V47H55ZM216 46H217V44H216ZM262 47H264V45H261ZM60 47V46H59ZM197 47V48H198ZM211 47V48H210ZM229 47V49H227ZM226 49H222L223 51H224V55L228 52V53H230L231 52V50H233L232 49V47L231 46H228ZM49 48H50V46H49ZM196 48V50H198V49H200V48H198L197 49ZM50 49V50H51ZM202 49H204V48H202ZM206 49V48H205ZM204 49V53H203V51H199L198 53L200 54V55H204L205 54V50ZM209 49L207 50L208 52H207V54H209ZM242 49V48H241ZM241 49H237V51H239V50H241ZM262 49V48H261ZM201 50V49H200ZM227 52H226V51ZM235 50V51H234ZM233 51H232V53H234V54H236L235 56H237V54H238V57H239V53H237L236 52V49H234ZM262 50H264V49H262ZM211 51H214V49L213 50H211ZM210 51V52H211ZM215 51H217V50H215ZM215 51H214V53H215ZM221 51V50H220ZM219 51V54H221V52ZM230 51V52H229ZM242 51V50H241ZM244 51V50H243ZM256 51V50H255ZM40 52H41V54H40ZM240 52V51H239ZM202 53V54H201ZM241 53V52H240ZM254 53H256V52H254ZM216 54V53H215ZM231 54V53H230ZM233 54V55H234ZM42 55V56H41ZM53 55H55V56H53ZM57 55V56H56ZM210 55V54H209ZM213 57H214V54H211ZM227 55V58H228V56H231L230 58H232V54L231 55H228V54H226ZM241 55V54H240ZM246 55V54H245ZM196 56H199V55H197V53H196ZM205 56H206V54H205ZM216 56V55H215ZM221 56V58L220 59H222V55H220ZM244 56V54L242 55V57ZM247 56V55H246ZM44 57V58H43ZM201 59H202V57L201 56H199ZM198 57V59H199V61H203V60H201L200 58ZM206 57H208V55L206 56ZM210 57V56H209ZM225 57V56H224ZM224 57H223V59H224ZM217 58H218V55H217ZM41 59V60H40ZM56 59V60H55ZM203 59H205V58H203ZM209 59H212L211 57L209 58ZM208 59V60H209ZM219 59V60H220ZM225 59H226V57H225ZM43 60H46V61H43ZM48 60H50V61H48ZM55 60V61H54ZM205 60H207V59H205ZM215 59H212V62L214 61ZM222 61H225V60H222ZM227 61H229V59L227 60ZM226 61V62H227ZM204 62V61H203ZM202 62V63H203ZM210 62H211V60H210ZM211 62V63H212ZM217 62V61H216ZM225 62V66H227V64L229 63H226ZM231 62V61H230ZM202 63H200V65L202 64ZM206 62H204L203 64H205ZM210 63V64H211ZM219 63V62H218ZM208 64V63H207ZM207 64H205V65H203V67L204 66H206ZM210 64H208L209 66H210ZM214 64H215V61H214ZM221 64H223L224 65V62L223 63H221ZM207 65V66H208ZM218 65H220V63L218 64ZM223 65H220V66H222V68L224 67ZM36 66H38V67H36ZM55 66V65H54ZM53 66V67H54ZM178 66V65H177ZM176 66V68H178V67H180V66H178L177 67ZM212 66H214V65H212ZM220 66H217V68L218 67H220ZM215 67H216V65H215ZM229 67V68H228ZM230 67H231V64L229 65L228 64V66L226 67V69L228 68L229 70H230ZM56 68V67H55ZM201 68H202V66H201ZM211 68H213V67H211ZM216 68V69H217ZM261 66H257V68H255L254 70L256 71V73H257V76H259V77H257V78H260V75H261V77H262V73L260 74V73H258V72H260V70H261V72H264V71H262V70H264V68H261ZM39 69V70H38ZM57 69V68H56ZM180 69V68H179ZM204 69V68H203ZM214 69V68H213ZM215 69V70H216ZM182 70V69H181ZM181 70H180V72H181ZM208 70L210 71V67L208 68ZM212 70V69H211ZM218 70V69H217ZM54 71H56V76H55V73H54V75H53V77H52V84H55V82L58 84V86L60 85V84H63L62 83V80L64 79V77L63 76H61L60 74L61 73H58V69L57 70H55L54 69ZM177 72H178V69L176 70ZM207 71V70H206ZM220 71V70H219ZM67 72H68V75H69V73L71 74V69H68L67 70ZM221 72H224V70L223 71H221ZM260 74V75H259ZM36 75H38V74H36ZM189 75V74H188ZM54 76L56 77V78H54ZM60 76V77H59ZM181 76H183V75H181ZM181 76L179 77H177L178 78V80L180 81V84H181V79L182 80H184L183 82L185 83L186 82V79H191V76H187V74H185L184 76H185V79H183V78H181ZM35 75L34 76H31L30 75V77H29V79H27V87L28 88H30V85H31V88L30 89H32V88H35L38 92H40V90L42 91V87L39 85L40 83H39V80L38 79H36V80H38V81H36L35 80ZM59 77V78H58ZM187 77V78H186ZM189 77V78H188ZM231 77V80L230 79H227V78H230ZM226 76L225 78L226 79H224L223 78V81H221L222 83H224V84H222L221 82L219 83V84H216L214 81H211V83H209L210 81H204L203 82V84H205V85H203L204 86V88H205V90L207 89V86H208V84H209V86H208V89L206 90V91H208L207 93H208V97L206 98V99H203V100H198V99H195L194 101H193V106H192V108H191V110H190V116L189 117H184V118H181V119H179L180 117H178V112L174 109H172V107L174 108V106L176 107V105H177V103H180L181 105H183L184 104V106L185 105H187V104H185V102H183L182 103V101L185 99L187 102H189L190 100H187L186 99V97H188V98H190L189 96H186L187 95V92H184V94L186 93V97L185 96H183V95H181L180 94V92H179V94L181 95V97L183 96V97H185L184 99L183 98H180L179 96L180 95H178L176 98H174L176 95H177V91H179V90H177V89H179L178 87H177V85L176 86H174V87H176L175 89H174V87H173V89L174 90H176V93L174 92V93H171V94H173V95H175L173 98H171V96H170V98L168 99V100H170V103H168L169 101L166 99V98H168L167 97V95L164 97V96H162L161 94V96H162V98H164V99H161L160 98V101L161 100H163V102H161L160 103V101H158V100H156V98H157V96H155V95H153V99H152V95H151V100H153L154 102H155V105L154 106H152L154 103H152L151 104V106H150V108H149V111L146 113L145 112V110H144V108L143 107H141V106H139V107H137L138 105H137V103H136V99L137 98H139V97H142L141 95H140V93H139V95H137L138 93L137 92H133V93H131L130 94V99L128 100V102H126L124 105L122 104V105H117V111L115 112V113H110L109 114V116H108V114L105 116V115H103L104 116V118L107 120L106 122H107V124L109 125V127H108V125H107V129H102V131L101 130H99L98 128H96V127H93L91 124V126L89 127V124H87L88 125V127H89V129L91 128V135H89L88 133H90V131L88 132V133H85V132H83V131H85L86 129L85 128H87V125H86V123H89L90 122V120L89 119H87L86 118V120H84L85 119V117H89V116H87V114L88 115H90V110H89V107H91L92 106V103L90 102V101H86V96H85V98H81V97H83V95L82 96H79L78 97V94H76V90L79 88V87H77V86H72L70 83H69V81H70V78L68 77V76H66L65 78L68 80V82H67V84H65L64 85V87H65V89L66 88H70L71 90H72V93H75L76 94V96L78 97V98H76V99H78V104H79V102L81 103V105L83 104L84 106H85V112L86 111H88V112H86V115L84 116V118L83 117H81V113L79 114V112H76V116L77 117H79V120H78V118L77 117H75L74 115L72 116V117H70V120H71V122H72V128H73V134H74V136H72V135H70V138L71 139H73V137L75 138L77 135L78 136H80V132H83V133H85V137L87 136V134H88V136H90V138H91V136H92V133H93V135H94V133H95V135H96V133H97V137L99 138V139H103V138H105V140H106V136H108V138H109V140H112V141H114V142H116V144L115 145H118L119 144V146L124 150V152L128 155H130L129 157H132L131 159L133 160L132 162L134 163V166L137 168V170L138 171H140V172H138L137 171V173H141V174H139V176H138V178L140 179L141 177V180L143 181V184H145V185H147L148 186V184H151V183H155V180H156V178H157V182L156 183H158V180H160L159 182H162L163 184H161V186H164V188L166 189V191L164 190V193L165 192H168L167 190V188L169 187V188H171L170 190L171 191H173L175 194H179V195H181V197L182 198H184L185 200H186V202H187V206H183L184 208H185V210H184V208L183 207H180V206H178V208L179 209H177V208H172L173 206L171 205V204H167L168 202L170 203V201H168L170 198L168 197H166L165 198V201H168L166 204H165V206L167 207V208H172L173 210L172 211H170L169 213H173L172 215H171V217H172V219H174V222L176 223H178V225H176L174 228H172L173 229V231L175 232V236H178L179 234H180V230H182V229H185L186 230V232H188L189 234H187V233H185V234H187L188 235V237L190 238V236L192 237L190 240L191 241H194L193 242V244L195 245V243H197L196 241H198V242H200L201 240L200 239H202V237H203V239L202 240H204L205 238V240L206 241H208V242H206V241H201L200 242V244L198 245L199 246V248L197 247V245H195L197 248V250H196V252L198 253L197 255H198V258L200 259V260H204L205 261V257H204V254H203V252H204V248H210V246H212V245H214V244H212L211 245V243H213V242H211L210 241V237L208 238V236H211L210 234L211 233H209V231H211V230H214V227H215V230H218V231H220V233H222L223 234V236H225L226 237V235H229V238H228V236H227V238H225V241H229L230 242V246L229 247H231V248H233L235 251H236V249L238 250V251H240L241 253H243L244 254V262H246V264L248 263V264H251V262L254 260V264H255V261H256V259H258L257 257H259V258H264V252H261V250H260V244L261 245H264V243H262V242H264V230H261V228L262 229H264V219H261V218H264V210H262V209H264V204H261L262 205V208H260L261 207V205L259 206V210H258V204H260V202L261 203H264V195H262V193H264V192H262V193H260L261 192V190L260 189H262V187H264V149H261V147L260 146H262V145H259V143H257L260 139H261V137H264V133H262V132H264V98H261L260 97V99L259 98H257V97H254V96H251V95H246V93H244L245 91L244 90H246L245 88H241V89H243V92H242V90L241 89H239V90H241V91H239V90H237V89H235V90H233L232 89V87H231V84H234L236 81H238V83L239 82H241V79H239V78H232V76ZM55 80H54V79ZM177 78H174V79H176L177 80ZM181 78V79H180ZM60 79H62V80H60ZM189 79V80H190ZM261 79V81L262 80H264V79H262V78H260ZM57 80H58V82H57ZM188 80V81H189ZM233 81V82H231L230 83V81ZM234 80H235V82H234ZM33 81H35L36 82V84H34L35 82H33ZM61 81V82H60ZM66 81V80H65ZM228 81V82H227ZM183 82H182V85H181V87L183 86L184 87V89L186 90L187 88H191V87H187L188 85H186L187 84V82H186V84H184V85H186V86H184L183 85ZM38 83V84H37ZM68 83H69V85H68ZM225 83H228V84H230V85H228L227 86V84L225 85ZM237 83V82H236ZM30 84V85H29ZM56 84V85H57ZM180 84L178 85L179 87H180ZM201 84V83H200ZM211 84H213V85H211ZM222 84V85H221ZM32 85L34 86V85H36V86H34V87H32ZM68 85V86H67ZM207 85V86H206ZM214 85H215V87H214ZM219 85V86H218ZM223 85H225V86H223ZM40 86V87H39ZM166 86H167V88H166ZM164 88H165V90L167 89H172L171 88V86L169 85H166ZM199 87H197V88H200V87H202V84L201 85H198ZM211 86V87H210ZM217 86V87H216ZM227 86V87H226ZM60 87V86H59ZM162 87V86H161ZM181 87H180V89H181ZM186 87V88H185ZM225 89H224V88ZM228 87H231V89L230 88H228ZM41 88V89H40ZM54 87L52 86V89H53ZM163 88V87H162ZM162 88H160V89H158V87H157V89L160 91V90H162ZM164 88H163V90H164ZM203 88V89H204ZM210 88V89H209ZM212 88V89H211ZM215 88H218V89H215ZM33 90V92L35 93V91L36 90ZM75 89V90H74ZM155 89V91H157L158 92V90L156 89V88H154ZM183 88H182V90H184ZM201 89V88H200ZM202 89V90H203ZM214 89V90H213ZM54 90V89H53ZM53 90H51V91H53ZM60 90H62V92H63V88H59V91ZM174 90H172V91H174ZM188 90V89H187ZM202 90H200V91H202ZM210 90V91H209ZM55 92L57 91V89L56 90H54ZM65 91V94H60L59 92V94L60 95H58L59 97H60V99H65V100H67L68 98H66L65 96H63V95H66V94H68L67 93V91L66 90H64ZM154 91V90H153ZM190 91H193V90H189L188 91V94H189V92ZM196 91L197 92H200L199 91V89L197 90L196 89ZM37 92V93H38ZM61 92V91H60ZM182 92V91H181ZM211 94H210V93ZM134 93H136L135 95H134ZM142 93V92H141ZM144 93V92H143ZM153 93H155V92H153ZM193 94H194V91L192 92ZM74 94V95H75ZM166 94V93H165ZM168 94V95H169ZM190 94H191V92H190ZM196 94V93H195ZM211 96H210V95ZM42 96H43V94H41ZM143 95H145V93L143 94ZM158 95V94H157ZM159 95V96H160ZM164 95V94H163ZM137 96V97H136ZM158 96V97H159ZM160 96V97H161ZM191 96V95H190ZM193 96V95H192ZM191 96V97H192ZM65 97V98H64ZM144 97V96H143ZM155 98V99H154ZM178 98V99H177ZM82 99H85L84 101L85 102H87V103H85L84 104V102H82ZM166 99V100H165ZM179 99H183L181 102H179ZM133 100H135V101H133ZM139 100V99H138ZM175 100H176V102H175ZM184 100V101H185ZM198 100V101H197ZM152 101V102H153ZM171 101H173V103L171 104ZM134 104H133V103ZM164 102H166V103H164ZM198 102H202V103H204L205 105H207L210 109H211V111H212V115H211V118H210V120H209V122H207L206 124L204 123H202L203 125H209V126H202V124L200 125V122L198 123L199 125H200V127H201V129L197 126V122L198 121H194L192 118H191V113H192V110H193V107H194V103L195 104H197ZM89 103H91V104H89ZM130 103H132V104H130ZM156 103H157V105H156ZM159 103V104H158ZM168 104H171V106L169 105V107L167 106ZM179 104V105H180ZM126 105V106H125ZM134 105H136V106H134ZM162 105V107L160 108V106ZM79 107H80V104L78 105ZM123 106V107H122ZM178 106V105H177ZM164 107H166V108H164ZM179 107V106H178ZM178 107H176V108H178ZM86 108H88V109H86ZM158 108V109H157ZM163 108V109H162ZM169 108V109H168ZM59 109L60 110H62V107H59ZM133 109H137L136 110V114H134V112H135V110H133ZM162 109V110H161ZM167 109H168V112H167ZM222 109V110H221ZM234 109V110H233ZM73 109H71L70 108V110H68L69 112L68 113H74L73 111H72ZM75 110V109H74ZM171 110V111H170ZM76 111V110H75ZM125 111H127V112H125ZM139 111V112H138ZM141 111H143V113L141 112ZM120 112H122V114L120 113ZM155 113L154 115H152L153 113ZM167 112V113H166ZM219 112H221V113H219ZM124 113V114H123ZM127 113V114H126ZM75 114V113H74ZM114 114V115H113ZM135 116V115H137V116H133V115ZM141 114V115H140ZM142 114H144V115H146V114H148V115H150V116H144V115H142ZM156 114L159 116H156ZM80 115V116H79ZM112 115V116H111ZM118 115H119V117H118ZM129 115V116H128ZM139 115V116H138ZM220 115H222V116H220ZM91 116V119H92V117L94 116H92V115H90ZM128 116V117H127ZM153 116V117H152ZM163 116V117H162ZM102 117V116H101ZM100 117V118H101ZM110 117H112L111 119H112V121H111V119H108V118H110ZM116 117V118H115ZM160 117H162V118H160ZM228 117V118H227ZM80 118H83L82 120L80 119ZM99 118V119H100ZM118 118V120H120V122L118 121V120H116ZM130 118V119H129ZM143 118V119H142ZM150 118V119H149ZM189 118V119H188ZM93 119H97L95 116L93 117ZM124 119H126V120H128L127 122H124V121H126V120H124ZM138 119H139V121L140 122H138ZM146 119H148V120H146ZM155 119V120H154ZM79 121V122H81L82 121V123H78V122H76V121ZM87 120H89V121H87ZM100 120H102V118L100 119ZM113 120H114V123L112 124V126L114 127V126H116V128H117V126H118V132L114 129L113 131L111 130L110 131V129H111V123L110 122H113ZM163 120V121H162ZM179 120H180V122H179ZM181 120H193L194 121V124H195V122H196V126L193 124V126L191 127V128H193V129H191V128H186L185 127V125H183V121H181ZM226 120V121H225ZM74 121V122H73ZM83 121H86V123H84V126H82L81 124H83ZM132 121H135L134 123H132V124H129V123H131ZM142 121V122H141ZM144 121V122H143ZM145 121L148 123V121H149V123L152 125V127H151V125H149V124H147V125H149V127H151V128H153L154 129V127L156 128V126L158 127L159 125H160V123H161V126H159V127H161V128H163L164 126L163 125H165V127L164 128H166V129H163L164 130V133H166L167 134V132H166V130H168V133H170V131L171 132H175V133H170L169 135H172V136H168V138H169V140H166V139H163V140H165L166 142H164V141H161V139H162V135L163 134H160L159 132H157L156 130L157 129H159V127L158 128H156V130L154 129V130H152L151 128H150V130H149V132H146V133H148V134H141V133H143L144 132V129H146V128H148V127H146V128H142V126L143 125H141V123L143 124H146L145 123ZM154 121V122H153ZM160 121V122H159ZM212 121H214V122H212ZM123 122V123H122ZM137 122L139 123V125H141V127H139L138 125H137V128H136V124H137ZM234 122H235V125H237L238 127H236L235 128V126L234 125H232V124H234ZM76 123H78L79 124V126H78V124L76 125ZM120 123V124H119ZM158 123V124H157ZM209 123V124H208ZM214 124V126H213V124ZM222 123V125H220ZM226 123V124H225ZM232 123V124H231ZM61 124H63L62 122H61ZM74 124H75V126H76V128H75V126H74ZM116 124H118V125H116ZM127 125V127L129 126H131L130 128H129V131H128V129H127V127H126V125ZM134 124V125H133ZM168 124V125H167ZM223 124H225V125H223ZM82 127H81V126ZM123 125V126H122ZM133 125V126H132ZM154 125H156V126H154ZM228 125H230V127L228 126ZM125 126V127H124ZM170 126H171V128H170ZM183 126V127H182ZM221 126V127H220ZM228 126V127H227ZM233 126H234V128L235 129H233ZM250 126H251V130H250ZM78 127H80L79 129L81 130V128H83L84 130L83 131H80V130H78ZM113 127H112V129H113ZM186 129H185V128ZM196 127L198 128L197 130H199V131H196ZM208 127V128H207ZM232 127V128H231ZM246 127V128H245ZM94 128V129H93ZM108 128H110V129H108ZM123 128V129H122ZM135 128H136V130L138 129H140L141 128V131H142V129H143V132H141V133H139L138 132V130L136 131L135 130ZM160 128V129H161ZM211 128V129H210ZM220 128H222L221 130H220ZM224 128V129H223ZM240 128V129H239ZM76 129V130H75ZM88 129V128H87ZM88 129V130H89ZM218 129V130H217ZM246 129V130H245ZM87 130V131H88ZM97 130V131H96ZM107 132L105 135L103 134V132H105V131ZM108 130L110 131V132H108ZM121 130V131H120ZM124 130H125V132H124ZM131 130H133L132 131V134L131 133H129V132H131ZM151 130H152V132L153 131H156V133H159L162 137L160 138V140H159V142L157 141L158 139V137H156V136H154L156 139H153L152 138V141H150V143H148L149 142V138H148V140H145L146 141V144H145V141L143 140H141L142 141V143H140V137H139V135L141 134V136H143V138H145L147 135L151 138V137H153V135H155V134H150L151 133ZM193 130V132L195 133V132H197V133H191V132H187V131H192ZM231 130V131H230ZM250 130V131H249ZM79 133H78V132ZM94 131V132H93ZM96 131V132H95ZM122 131H123V134H122ZM140 131V130H139ZM146 131H148V130H146ZM186 131V132H185ZM200 131H201V133H200ZM207 131V132H206ZM236 131V132H235ZM249 131V132H248ZM257 131V132H256ZM99 132V133H98ZM119 132H120V134H119ZM161 132H162V130H161ZM177 132V133H176ZM210 132V133H209ZM214 132H216V134L214 133ZM219 132V133H218ZM227 132V133H226ZM231 132V133H230ZM252 132V133H251ZM254 132V133H253ZM115 133H118V134H115ZM125 133V134H124ZM137 133V134H136ZM153 133H155V132H153ZM184 135H183V134ZM200 133V134H199ZM203 133H204V136H203ZM213 133H214V135H213ZM218 133V134H217ZM222 133H224V134H222ZM233 134L232 136H240L241 138H246L247 137V140L250 138V136H251V140H252V138H254V140H252V141H247L246 139V142H245V140H244V142H241V143H243L244 144V146H241V145H243V144H238L239 145V149L236 147L237 145L235 144V141L236 140H240V137H239V139L237 138L234 142L233 141H231L230 140V137L228 138V137H226L227 139H229V142H227L226 141V144H229L230 142V146L233 144V146H231V147H233L234 149H238V150H234V149H229L230 147H229V145H228V147H226L227 145H225V143H224V145H225V148L227 149V150H225V148H224V146L223 147H221V145H220V147H218L219 146V144H217L215 141L216 140H213L217 145L215 146H213V144L210 142V139H208V138H210V137H214V136H216V137H214L213 139H219L220 141H222V142H224L223 140L225 139H223V137L224 136H226V135H228V134ZM236 133H238V134H236ZM76 134V135H75ZM103 134V135H102ZM109 134V135H108ZM129 134V135H128ZM150 134V135H149ZM175 134V135H174ZM190 134V135H189ZM196 134H197V137H196ZM199 134V135H198ZM226 134V135H225ZM241 134V135H240ZM119 135H122V136H119ZM136 135H138V139H139V142H137L136 140H138L137 138L135 139V137H137ZM159 135V136H160ZM181 135V136H180ZM212 135V136H211ZM219 135V136H218ZM78 136H77V138H78ZM87 136V137H88ZM105 136V137H104ZM126 136V137H125ZM147 136V137H148ZM193 136H195V137H193ZM204 138H203V137ZM206 136V137H205ZM223 136V137H222ZM229 136V135H228ZM249 136V137H248ZM254 136V137H253ZM86 137V138H87ZM93 137V136H92ZM96 137V136H95ZM103 137V138H102ZM120 137V138H119ZM125 137V138H124ZM171 137H173L174 139H175V141H174V139L173 138H171ZM208 137V138H207ZM122 138V139H121ZM167 138V139H168ZM179 138H181V141L179 140ZM188 138V139H187ZM196 138V139H195ZM201 138V139H200ZM207 138V139H206ZM233 138V139H232ZM231 139L232 140H234L235 139V137H232ZM256 138H257V142H256ZM88 139H89V137H88ZM124 139V140H123ZM126 139V140H125ZM142 139V138H141ZM172 139V140H171ZM193 139V140H192ZM195 139V140H194ZM223 139V140H222ZM226 139V140H227ZM75 140V139H74ZM104 140V139H103ZM102 140V141H103ZM179 140V141H178ZM186 140V141H185ZM192 140V141H191ZM199 140V141H198ZM209 140V141H208ZM219 140H218V142H219ZM243 139H241V141H242ZM262 140H264V139H261V141H259L260 142V144H264V143H261L262 142ZM102 141H100L101 143H102ZM133 142V143H135L136 142V146L137 145H139V146H137V149H138V154H133L132 153V151H134L133 149L135 148L134 146V148L131 146H126L127 144H132L131 142ZM148 141V142H147ZM153 141H154V143H153ZM158 143H157V142ZM170 141H174L173 143H175V144H173V143H171ZM191 141V142H190ZM194 141V142H193ZM212 141V142H213ZM121 142H123V143H121ZM128 142V143H127ZM130 142V143H129ZM144 142V143H143ZM178 144H177V143ZM200 142V143H199ZM222 142H220V144H222ZM238 142V141H237ZM236 142V143H237ZM250 142H252V145H250L249 143ZM59 142H57V141H55L54 143H51V146L52 147H54L55 149H56V147H57V145L55 146V144H58ZM100 143V145L102 146L103 144H101ZM138 143V144H137ZM145 144V145H151V147L154 149V151L152 150V148L151 147H149L150 148V151L148 152V151H146L147 150V146H142V145H140V144ZM167 143V144H166ZM168 143H170L172 146L173 145H175V147L177 146V148H179V149H177V154L173 157V158H175L174 159V161L176 162V159H177V163H176V165L178 164L179 166H178V168H176L174 165H175V163H174V165H172V164H170V163H173L174 161H173V159L172 160H170V161H168L167 159H165L164 160V149H165V147H166V145L168 146V147H170V148H173L172 146H170V144H168ZM181 143H184V144H182L181 145ZM187 143V144H186ZM191 143V144H190ZM214 143V144H215ZM238 143H240V142H238ZM60 144V143H59ZM123 144V145H122ZM152 144L154 145V146H152ZM158 144H160V145H158ZM163 144V145H162ZM165 144V145H164ZM199 144V145H198ZM247 144V145H246ZM249 144V145H248ZM133 145V144H132ZM162 145V148H157L159 151V153H156V151H157V149H156V147L157 146H161ZM180 145V146H179ZM186 147H189V148H186ZM190 145V146H189ZM206 145H208V146H206ZM210 145H212V146H210ZM259 145V146H258ZM101 146H99V147H101ZM125 147V149H124V147ZM141 146H142V148H141ZM184 146V147H183ZM195 146V147H194ZM209 146H210V148H209ZM59 147V146H58ZM60 147H63L62 145H60ZM139 147H140V149H139ZM204 147V148H203ZM207 147V148H206ZM213 147L214 148H217V149H214L213 150ZM169 148V149H170ZM203 148V151L201 150ZM221 148V149H220ZM143 150V149H145V150H143V151H145V153H143V154H139V153H142V152H140L139 150ZM160 149H162V150H160ZM199 149V150H198ZM207 151H206V150ZM261 149V150H260ZM141 150V151H142ZM217 150H219V151H217ZM225 150V151H224ZM163 151V152H162ZM178 151H179V154H178ZM186 151V152H185ZM205 151V152H204ZM211 151V152H210ZM152 154H151V153ZM154 152V153H153ZM203 152V153H202ZM213 153H215V154H213ZM237 153V155L239 156V155H241V156H237L239 159H240V157L242 158V160L240 159H238V160H236V156L235 155H233V154H236ZM239 153V154H238ZM49 154H54V153H49ZM147 154L148 155H150V156H148V158L146 157L147 156ZM212 154V155H211ZM224 154V155H223ZM42 155V154H41ZM65 155H66V153H65ZM141 155V156H140ZM143 155V156H142ZM163 155V156H162ZM191 155V156H190ZM201 155V156H200ZM225 155H228V159H230L232 156H234V157H236V158H231L230 160H232V163H231V161H228V159H225L226 161H223L224 160V158L223 157H225ZM44 156V155H43ZM100 157H103V155L100 153V155H99ZM145 156V157H144ZM156 156V157H155ZM194 156V157H193ZM222 156V157H221ZM231 156V157H230ZM46 157V156H45ZM149 157H151L150 159H149ZM203 158V159H201V158ZM215 157V158H214ZM218 157V158H217ZM221 157V158H220ZM48 158V157H47ZM143 158H146V159H143ZM209 158V159H208ZM225 158H227V156L225 157ZM63 159H64V161L66 162V163H70V161H69V159H70V155H67L66 157L64 156L63 157ZM201 159V160H200ZM209 160L208 162H207V160ZM217 159V160H216ZM147 160V161H146ZM167 160V161H166ZM178 160H179V162H178ZM185 160V161H184ZM186 160H187V162H186ZM204 160V161H203ZM221 160V161H220ZM163 161H164V163H163ZM190 163H189V162ZM191 161H193V162H191ZM199 161V162H198ZM206 161V162H205ZM234 161H235V163H234ZM60 162V161H59ZM105 164H106V168H114V170H113V173H114V175L115 176H112V177H102V175L101 174H99L98 172H95L96 170H95V165L93 164V159H89L88 160V162L84 165V167H83V171H86V172H88V173H90V174H93V175H96V176H100V178L102 177V179H104V180H106V181H108V182H110L112 185H114L115 187H117L119 190H121L122 192H124L127 196H129L136 204H138V206L140 207V209H142L144 212H145V214H144V216H145V219H147L148 220V222L151 224V227L152 228H154L155 230H157L159 233H160V231H165L166 229H165V227L167 226V225H165V223L161 220V218H159L158 216H157V214L155 213V212H152V211H150V210H148V208L147 207H145V204L141 201V200H137V199H139L140 197H138L139 195H138V193H136V191L135 190H133L131 187H133L134 185H135V180L132 178L133 177V175H132V177H131V175H129V173H128V171H125V170H121L120 169V167H116L114 164V162L111 164L110 162H105V160L103 161ZM189 163V164H186V163ZM198 162V163H197ZM62 163V162H61ZM167 163V164H166ZM196 163V164H195ZM206 163L209 165V164H211L209 167H207L206 166ZM64 164V163H63ZM162 164V165H161ZM165 164H166V167H165ZM168 164H170L171 165V167L172 166H174V168L177 170V172L178 173H180L181 174V171H182V173H185V174H182V175H188V176H190V177H188L187 176V178H189L190 180H193V182L192 181H189V179H186V181L184 182V180L183 179H185V176L183 177H180L179 175V180H175V179H177L178 178V176H176V174H178L177 172H173L175 169L172 167H169L170 165H168ZM183 164V165H182ZM186 164V165H185ZM191 164V165H190ZM196 165V167H195V165ZM201 164V165H200ZM203 164H205V167H204V165ZM67 165V164H66ZM111 165H112V167H111ZM188 165H190V166H193V167H191V168H189V166ZM198 165H200V168L198 169ZM114 166V167H113ZM186 166V167H185ZM171 168V169H170ZM140 169V170H139ZM159 169L160 170H162V171H159ZM174 169V170H173ZM185 169V170H184ZM196 169H198V170H196ZM95 170V171H94ZM141 170H144V171H147V176L149 175H151L152 174V177L153 176H156V177H154L153 178V181L152 182H148V181H150V180H152V179H149L147 176H146V172L144 173L143 171H141ZM168 170H172L170 173H169V171ZM175 170V171H176ZM179 170V171H178ZM192 171V170H196V172H190V171ZM200 170V171H199ZM203 170V171H202ZM207 170H208V172H207ZM216 170V171H215ZM136 171V170H135ZM186 171V172H185ZM206 171V172H205ZM212 171V172H211ZM218 171L220 172L219 174H218ZM164 172H168L170 175L172 174L173 176H175V177H177V178H175V177H173L172 178V176L170 177V175L169 176H167L166 177V175H165V173ZM215 172V173H214ZM217 172V173H216ZM127 173V174H126ZM143 173V174H142ZM160 173V174H159ZM164 173V175H162ZM176 173V174H175ZM195 174V175H191V174ZM199 173V174H198ZM212 173H214V175L211 174ZM222 173V174H221ZM158 174V175H157ZM209 174H210V176H209ZM221 174V175H220ZM229 175V176H228ZM146 176V177H145ZM197 176V177H196ZM193 177V178H192ZM195 177V178H194ZM220 177H221V179H220ZM225 177V178H224ZM230 177V178H229ZM132 178V179H131ZM149 180H148V179ZM172 178V179H171ZM175 178V179H174ZM180 178L182 179V180H180ZM198 180H197V179ZM211 178H213V182H212V179ZM245 178V179H244ZM251 178V179H250ZM155 179V180H154ZM171 179V180H170ZM194 179L196 180V182L194 181ZM204 179H206V180H204ZM211 179V180H210ZM215 179V180H214ZM233 179V180H232ZM201 180H204V181H201ZM217 180L219 181V180H221V184L223 185L222 187H220L219 186V188H220V190H221V193L223 194V196H228V197H230V198H228V199H230V200H227V197H226V202H224V205H226V206H224V205H222V206H224V207H222L224 210H226V209H228V211H229V209H231L230 210V213L228 212V213H223L224 211H222L221 209H220V207H219V213L220 214H218V206H220L221 204H222V202H221V204L219 203L220 202V198L222 197V196H220V198H218L219 196H218V194L219 195H222V194H220V190H218L219 191V193H216L217 192V190L215 191V193L217 194V195H214V197H215V199H216V197L218 198V201H215V199L214 198H212V200L214 201V202H216L215 204L216 205H218V206H216V208H217V210H215L214 211V209L213 208H215V206H213V208H212V206L211 205H215L214 204V202L211 204L210 203V196L211 197H213V193H212V191H209V195L210 196H206L205 197V195L204 194H202V195H204V199L206 198V200H209L208 202L210 203V205H206V203H203V202H205L206 200H204V201H200V202H198L199 200H202L203 198H201L200 199V196H198L199 195V192H204V191H206V192H208L207 190H211V189H213V187L216 185H218V183L219 182H217ZM230 180H232V181H230ZM238 180V181H237ZM239 180L241 181L240 183L242 184V182L244 183V182H246L247 184H248V187H249V185H253L254 186V184H259V185H257L258 187H256V188H252L251 186L249 187V188H247L246 187V189L244 188V186H243V189H242V187H240V184H239ZM243 180H245V181H243ZM248 180V181H247ZM175 181H177V182H175ZM201 182V183H199V182ZM209 181V182H208ZM211 181V182H210ZM215 181V182H214ZM238 182V187H240L241 189V191L239 190V188L237 187V185L234 187V186H231V185H234V184H237V182ZM190 182V183H189ZM217 182V183H216ZM230 182H233L232 184H230ZM235 182V183H234ZM184 183V184H183ZM187 183V184H186ZM192 183V185H194V183H196V184H198L197 186H196V184H195V186H193V187H195V188H193L192 187V185H191V187L193 188V189H191L189 186H188V184H191ZM204 183V184H203ZM206 183V184H205ZM208 183H210V184H208ZM246 183H245V186H247L246 185ZM134 184V185H133ZM183 184V185H182ZM200 184H203V187H200V186H202V185H200ZM213 184V185H212ZM220 183H219V185H221ZM65 185H69V184H67V183H65ZM153 185V184H152ZM166 185V186H165ZM200 185V186H199ZM212 187H211V186ZM227 185H229V186H227ZM243 185V184H242ZM147 186H145V187H147ZM151 185H149V187H150ZM180 186H182L183 187V189L185 188V190L182 192V190H181V188H180ZM185 186V187H184ZM186 186H188V187H186ZM207 186V187H206ZM210 186V187H209ZM70 187H72V186H70ZM152 187V186H151ZM197 187H199V188H197ZM227 187H228V189H227ZM234 187V188H233ZM261 187V188H260ZM129 188H131V189H129ZM148 188V187H147ZM187 188H189V189H191V191L193 192V194H195V192L196 193H198V197L197 198H199L198 200H197V198H194V199H192L193 197H196V194H195V196L193 195V197L191 198V194H192V192L190 193L189 192V189L187 190ZM203 190H202V189ZM207 188H211V189H207ZM222 188V189H221ZM233 188V189H232ZM238 188V189H237ZM252 189V191H249V189ZM173 189V190H172ZM194 189H196V190H199V192L198 191H196V190H194ZM215 189V188H214ZM232 191H231V190ZM235 189H237V190H235ZM245 189V190H244ZM248 189V190H247ZM257 190V192L260 194V195H262V197H260L259 196V194H258V196H254V192H253V190ZM131 190V191H130ZM226 190V191H225ZM247 190V193H245V191ZM255 190V191H256ZM260 190V191H259ZM262 190H264V189H262ZM248 191H249V193L250 194H252L253 196H250L249 194H248ZM130 192V193H129ZM201 192V193H202ZM211 192V193H210ZM233 192V193H232ZM238 192V193H237ZM239 192H241L242 194L243 193H245V194H247L248 195V197L246 196V198H245V196H241V198H242V203H238V202H241L240 200H241V198H240V196L238 195V194H240ZM257 192L255 193V195H257ZM163 193V196H165V194ZM170 193V192H169ZM169 193H167L168 195H169ZM190 193V194H189ZM200 193V194H201ZM214 193V194H215ZM226 193V194H225ZM235 193V194H234ZM131 194L132 195H134V196H131ZM208 194V193H207ZM206 194V195H207ZM231 196H230V195ZM201 195V196H202ZM238 196V198H239V201L237 202V200H238V198H237V196ZM169 196H172V194L170 193V195ZM250 196V197H249ZM224 198V197H223ZM261 198H262V200H261ZM245 199V200H244ZM217 200V199H216ZM164 201V202H165ZM228 201V202H227ZM246 201L249 203L250 202V205H248L249 206V208H248V206L246 207V206H244L243 205V203L244 204H246ZM207 202V201H206ZM230 202V203H229ZM231 202H233L234 204H231ZM235 202H237V204L235 203ZM251 202H254V204L256 203V206L255 207H257V210H258V212L259 213H255V212H257V210L256 209H254V207H253V209H252V204H251ZM191 204L190 206H189V204ZM202 203V204H201ZM219 203V204H218ZM230 204V206L231 205H233L234 207H232L231 206V208H230V206H228L227 204ZM247 203V204H248ZM203 204H205L206 205V207H205V205H203ZM236 204V205H235ZM195 205V206H194ZM203 205V206H202ZM172 206V207H171ZM208 206V207H207ZM254 206V205H253ZM189 207H191V208H189ZM193 207V208H192ZM213 209L212 210V212L214 211V213H212V215L210 214V211H211V209ZM227 207H229V208H227ZM251 207V208H250ZM187 208V209H186ZM196 208H197V210L199 211V213L203 216H205V218L206 219H208V221H206V224H208V222L210 221V225L211 226H214L212 229L207 225V227H205V230H202V229H204L203 227H201L200 225H198L199 224V222L201 221L200 219H198L199 218V214L198 215H196L197 214V212H196ZM208 208V209H207ZM210 209V210H209ZM250 209H252L251 211V214L253 215V213L255 214L254 216H255V218L257 219H255V218H253L252 217V219L253 220H251V219H248V220H251L253 223H251L250 224V226H249V224H248V227H244V225L246 224V223H248V220H247V217H244L243 218V216L244 215H246V216H248V213L250 212V211H248V210H250ZM188 210V211H187ZM190 210H192V211H190ZM222 212H221V211ZM256 210V211H255ZM186 211V212H185ZM193 211H194V213L196 212V216H198L197 217V219H195L196 217H195V215L193 214ZM202 211V212H201ZM248 211V212H247ZM255 211V212H254ZM260 211H262V212H260ZM247 212V213H246ZM143 213V212H142ZM189 213H191L190 215H189ZM223 213V214H222ZM262 213V214H261ZM244 214V215H243ZM192 215H194L193 217H195L194 219H193V217H191ZM240 215H243L242 217H240ZM249 215H250V213H249ZM252 215H250V216H252ZM256 215H257V217H256ZM258 215H261L262 217H260V216H258ZM2 216H4V215H2V213H0V231H2L3 229L2 228H5L4 230H5V233H7V231H8V228L9 227H11V226H14V225H12L13 223L12 222H14V221H11L10 223H8V221H6V222H1V220H3L2 218H4V217H2ZM206 216H209L208 218L206 217ZM258 217H260V218H258ZM6 219H7V216L5 217ZM209 218H210V220H209ZM243 218V219H242ZM249 218V217H248ZM261 220V222L260 223H258L259 222V220ZM5 220V219H4ZM7 220H9V219H7ZM197 220V221H196ZM224 220L225 221H227V222H224ZM199 221V222H198ZM245 221H247L246 223H245ZM250 221V222H251ZM258 221V222H257ZM231 222H235V223H238L237 225H239V226H237L236 228H235V223L234 224H232ZM2 223H4V224H2ZM12 223V224H11ZM16 225H17V223L18 222H14ZM201 223V222H200ZM243 223H245L244 225H242ZM259 225H258V224ZM261 223H262V225H261ZM22 224V223H21ZM213 224V225H212ZM215 224V225H214ZM256 224V225H255ZM3 225V226H2ZM25 225V224H24ZM23 225V227H22V229L24 228L25 229V226ZM2 226V227H1ZM7 226V227H6ZM9 226V227H8ZM18 227H15V228H21V226H19V223H18V225H17ZM181 226V227H180ZM199 226L202 228H199ZM246 226H247V224H246ZM259 226V227H258ZM14 227H11V228H14ZM230 227H231V231H230ZM182 228V229H181ZM207 228V229H206ZM211 230H210V229ZM238 228V229H237ZM257 228V229H256ZM2 229V230H1ZM235 229V230H234ZM10 230L11 229H9V232H10ZM14 230V229H13ZM13 230L11 231L12 233H13ZM237 230V231H236ZM16 232L17 231H19V229H17V230H15ZM14 231V232H15ZM207 231V232H206ZM222 231V232H221ZM249 231V232H248ZM233 232H235V233H233V234H235V235H237V236H235V235H233L232 233ZM236 232H238V233H236ZM255 232V233H254ZM19 233V232H18ZM190 233H191V235H190ZM203 233V235H201ZM1 234L2 235H5L4 234V232L2 233V232H0V238H1ZM14 234V233H13ZM13 234H11V235H13ZM20 234V233H19ZM19 234L17 235L18 236V238H19ZM200 234V235H199ZM209 234V235H208ZM233 235V237H231L232 235ZM10 235V236H11ZM15 235V236H16ZM231 235V236H230ZM21 236V235H20ZM184 236H186V235H184ZM207 236V237H206ZM3 237L4 236H2V239H1V241L2 242H0L1 243V245H3V244H5V242L4 241H6L5 239H7V241L8 242H10L9 240H8V238L10 239L11 237H4V239H3ZM187 237V236H186ZM187 237V238H188ZM200 237V238H199ZM205 237V238H204ZM231 237V238H230ZM235 237V238H234ZM23 238V237H22ZM13 239V236H12V238H11V240ZM212 239H213V237H212ZM228 239V240H227ZM4 240V241H3ZM4 242V243H3ZM8 242H6V243H8ZM229 242H227V244L229 243ZM22 243H24V242H22ZM235 243H238V244H236L235 245ZM9 244L11 245V243H8V245H4L3 247H4V249H3V247H2V251H0V254L2 255V256H4V255H6V254H8L9 252L11 253V251H9V250H11V249H13L14 248V246H12V248H10L9 247ZM0 245V246H1ZM204 245V246H203ZM210 245V246H209ZM204 248H203V247ZM7 247V248H6ZM8 247H9V249H8ZM200 247H202V248H200ZM16 249V248H15ZM18 250H20V252L19 251H17V252H19V254L17 253V254H15L16 253V250H15V253H14V250L12 251V253H14V254H11V258L12 257H15V258H20L19 259V262H20V264H24L26 261H27V259L26 258H28V256L29 255H27V254H29L30 253V255H31V253L32 252H26V249H25V247H23V248H18ZM6 253H5V252ZM9 251V252H8ZM238 251H236L237 253H238ZM261 254V256H259ZM13 255V256H12ZM6 256H8V255H6ZM17 256V257H16ZM20 256H22V260H21V257ZM256 256V257H255ZM253 257H255V258H253ZM10 258V259H11ZM10 259H8V261L10 262V263H14V264H16L17 263V261L14 259L13 260V258H12V260H10ZM242 259V260H243ZM24 260V261H23ZM14 261H16V262H14ZM214 261V260H213ZM249 261V262H248ZM22 262V263H21ZM213 264H217V263H213ZM225 264V263H224ZM253 264V263H252ZM261 264V263H260Z\"/></svg>",
  "mask_w": 264,
  "mask_h": 264
},
{
  "label": "crops",
  "instance_id": "0c3cea01",
  "mask_svg": "<svg viewBox=\"0 0 264 264\" xmlns=\"http://www.w3.org/2000/svg\"><path fill=\"white\" fill-rule=\"evenodd\" d=\"M35 3L37 1L0 0V117L2 114L4 117L3 121L0 120V133L50 159L68 165L63 157L67 153L70 155V150L65 149V145L60 147L59 143L55 144L56 149L51 146L56 133L47 132L48 121L43 120L37 125L34 123L39 116L43 119L46 116H42L36 105L31 108L24 106L18 95L17 89L35 70L36 63L32 56L34 40L43 25L51 20L44 9ZM8 61L13 63L12 67ZM50 152L54 154H49ZM0 188V213L7 218H15L12 220L14 222L19 219L20 224H25L26 230L21 227L23 232L20 234L24 235L25 232L31 237V240H25L21 234L20 244L24 243L19 247L37 252L31 253L24 264H137L112 230L87 210L71 191L38 173L2 160ZM12 200H18V203ZM21 218L25 223L21 222ZM8 221L11 222L10 218ZM146 221L172 264H213L206 258L205 261L198 258L196 246H192V242L184 237L185 229L175 236L172 228L178 225L177 222L168 227L169 224L162 220L167 226L165 231L159 233L147 219ZM7 233L4 237H11V231ZM27 240L32 241L28 242L29 249L26 247ZM238 254H241V258L244 257L240 251ZM6 255L0 254V264H12L8 261L10 256ZM32 255L37 257L32 258Z\"/></svg>",
  "mask_w": 264,
  "mask_h": 264
},
{
  "label": "water",
  "instance_id": "95a60500",
  "mask_svg": "<svg viewBox=\"0 0 264 264\" xmlns=\"http://www.w3.org/2000/svg\"><path fill=\"white\" fill-rule=\"evenodd\" d=\"M0 160L16 165L18 163L20 166L35 171L60 187H62V185L58 183L56 178L66 182L79 191L84 190L89 195L95 194L96 196L94 197H96V199L99 197V194L105 195L123 210L128 219L134 224L136 231L141 235L150 250V264H172L162 244L155 237L150 226L146 222L142 210L129 196L108 181L83 170L63 164L57 160L47 158L2 133H0ZM62 188L64 189V187ZM82 199L85 198L82 196ZM78 201L82 203V200L78 199ZM87 202H90V199H87ZM83 206L86 208L84 204ZM94 214L110 228L100 215ZM110 229L112 230V228ZM113 234L116 236L114 232ZM116 238L118 237L116 236ZM120 241L134 258L135 262L137 264H142L137 254L130 249L129 245L122 240Z\"/></svg>",
  "mask_w": 264,
  "mask_h": 264
},
{
  "label": "built area",
  "instance_id": "2783aa9c",
  "mask_svg": "<svg viewBox=\"0 0 264 264\" xmlns=\"http://www.w3.org/2000/svg\"><path fill=\"white\" fill-rule=\"evenodd\" d=\"M212 115L211 109L204 103H197L193 109V117L202 122L210 120Z\"/></svg>",
  "mask_w": 264,
  "mask_h": 264
},
{
  "label": "trees",
  "instance_id": "16d2710c",
  "mask_svg": "<svg viewBox=\"0 0 264 264\" xmlns=\"http://www.w3.org/2000/svg\"><path fill=\"white\" fill-rule=\"evenodd\" d=\"M139 207V206H138ZM140 208V207H139ZM142 210V209H141ZM143 214H145V212L142 210Z\"/></svg>",
  "mask_w": 264,
  "mask_h": 264
}]
</instances>
